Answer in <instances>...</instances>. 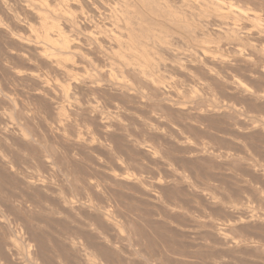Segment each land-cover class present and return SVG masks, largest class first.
<instances>
[{"label": "rangeland", "instance_id": "1", "mask_svg": "<svg viewBox=\"0 0 264 264\" xmlns=\"http://www.w3.org/2000/svg\"><path fill=\"white\" fill-rule=\"evenodd\" d=\"M22 1V0H19V2ZM39 1L41 4H43L42 8H44L42 10V14L43 16L46 15L50 12L49 10L52 9V11L54 12V16H57L58 19H56L55 17H53V19H51L50 21L47 19V18H52L53 14H51L52 16L47 15V17L45 16V18L47 19V22H52L51 25H53L54 23L58 25H56V27L58 26V30L60 31V34L65 38V40H69L72 41L76 44V42H82L83 38H84V34L85 32V29H88L87 27H84L82 25H86L87 23L85 24H80L79 21L76 22V19H74V23L73 22V18H72V21H71V24L69 21L68 18L70 17H76L78 15H83V16H87V14L89 15V5L88 3L86 4V2H83V1H79V0H54V2H49L50 0H46L47 2H49L51 4V7L49 6V9L47 7V9L44 7V3L46 4L47 2H45V0H23L22 2L24 3H28L30 4L31 2H33L34 4H30V5H40L39 4ZM103 2H105L106 0H101ZM203 1H206V0H196L197 3H202ZM209 1V0H208ZM218 1V0H217ZM226 2L229 1V4L227 3L226 5ZM219 0V4L221 6H225V8H227L230 3L231 5L236 8H243L245 5L246 8H243V9H247L248 8V11H252L256 14H253V15H256L257 18H258V22H259V25L261 27V30L264 32V28H263V25H264V0ZM0 2H2L4 5H5V8H7L6 10L8 12H10V14H13L14 16H17V20L18 21H21L19 22L20 25L23 28L18 27V28H15V26L13 27L10 26V22L9 20H7L5 14L0 10V19L3 20V22L1 21V23L3 24V26L5 28H7L12 34L16 35L17 37H21V40H30L32 43L35 41L33 39L36 38V41L34 43H40V41H44V40H41L40 39V36L42 35L41 33H39V31L41 32V30H39L40 28H38L37 26H35L32 18L30 19L29 15L27 13H24L22 10V12L20 11V9L18 7L20 6H16L15 3H13V0H0ZM5 2V3H4ZM7 2V3H6ZM30 2V3H29ZM64 4H62V3ZM236 2V3H235ZM241 2V3H240ZM253 2V3H252ZM9 3V4H8ZM27 3L25 5H27ZM36 3V4H35ZM38 3V4H37ZM204 3V2H203ZM202 3V4H203ZM234 3V4H233ZM257 3V5H256ZM259 3V4H258ZM21 4V3H20ZM67 4V5H66ZM70 4V5H69ZM84 4V5H83ZM223 4V5H222ZM225 4V5H224ZM236 4V5H235ZM239 6H238V5ZM24 5V4H22ZM49 4H46V6H48ZM63 5V6H62ZM88 5V6H87ZM244 5V6H243ZM250 5V6H249ZM262 7H261V6ZM56 6V7H55ZM86 6V8H85ZM238 6V7H237ZM248 6V7H247ZM65 7V8H64ZM234 7V8H235ZM256 7V8H255ZM13 8V9H12ZM55 8H57L55 10ZM59 8V9H58ZM250 8V10H249ZM258 8V11H256ZM262 8V9H261ZM54 9V10H53ZM62 12H61V10ZM70 9V10H69ZM252 9V10H251ZM46 10V11H45ZM263 10V11H262ZM16 11V12H14ZM51 11V12H52ZM80 11V12H79ZM261 11V12H260ZM13 12V13H12ZM41 12V10H40ZM39 12V13H40ZM50 12V13H51ZM56 12V13H55ZM70 12V13H69ZM57 13H59V15H57ZM81 13V14H80ZM41 14V13H40ZM56 14V15H55ZM71 16H70V15ZM75 14V15H74ZM4 15V16H3ZM27 15V16H26ZM62 15V16H61ZM262 15V16H261ZM49 16V17H48ZM60 16V18H59ZM65 16V17H64ZM68 16V17H66ZM5 17V18H4ZM261 17V18H260ZM4 18V19H3ZM23 18V19H22ZM231 19H233L232 17H230ZM262 20H260V19ZM263 18V19H262ZM21 19V20H20ZM56 19V20H55ZM66 19V20H65ZM68 19V20H67ZM32 20V22H31ZM67 22H65V21ZM78 20V19H77ZM229 20V19H228ZM235 20V19H234ZM234 20H229V22L231 21L232 24H233V29L236 30L234 32V35L237 34L235 37V40L233 37H230L231 39L229 40V37H228V40L226 42V44H222V43H225L226 41V36L223 38V34H220V37L214 35V33L212 32V29H217L215 26H211V27H204L202 28L204 34L202 38H204V40L202 39V42L201 43H206V44H201V46L203 45V47L206 46V52L207 54L205 53V55L199 54L198 58L195 57V59L197 60H182L181 64L185 65L184 63H186V67L188 66V69L186 68V70H184V72L186 71L189 75H190V78L188 79L187 78V81H186V77L183 73L179 72H173L170 70L166 71V73L162 75H158L160 74L159 72H157L158 74H151V77L152 75L155 76V75H158L159 76V79L161 77H165L166 78H170L172 79L174 77V79L177 81H179V83H177V90L176 88H174V92L177 94V91L180 92V97H182V100H172V98L170 99L171 101L167 100L166 96L168 94L165 93V95L163 96H159L157 99L159 100V103L161 101L162 102H168L170 104H175V103H178L179 104H176L174 105L175 107H172L174 109H176V106L177 107H180V108H186V109H189L192 110L191 108H195L194 112L190 111L189 110V114H191V116L187 113L186 114H183V113H174L176 112L174 109L172 110V108H167V109H162V111L160 110H154L151 112L150 109H147L146 108H141L140 106H138L131 98L129 97H124L123 95H118L116 92L114 93L113 91H108L107 90V85L108 84H105V83H108L110 80H108L107 82V79L105 81V79H102L101 77H96V81L97 79L100 80L98 81L99 85L101 86H104L105 84V89L107 91H104L103 94L101 93V95H99L97 98V101L98 102V106H102L100 107L99 111L103 114H108V111L110 112L111 110V107H112V104H115L116 105H113V107H118L120 108V111L122 113H125L126 116H121V117H118L116 119L120 120L121 121V124L123 125V123H125V125H123L121 128L123 129V132H122V129H121V132L120 130L118 129H115L112 128L108 131L106 134H103L101 132V130H99V128H97V123L93 120V121H90V120H80L78 118L74 119L73 122V125L71 127H69L70 129L74 128V130H79L81 132L84 131V133L86 134L85 136L88 137V139H91L88 141L89 145H87V142H85V145H84V149H83V146H79V147H82V148H79L78 146H74L72 147L71 144L70 147L69 145L66 143L64 144L62 141H60V139L58 140V138L55 136V137H51L53 135H51L50 133L48 134V131H46L44 128L46 126V123L49 122L48 118H46L47 116H45L43 114V112H39V111H36L37 113H35V111L32 110V106L31 105H28L30 104V102L27 101V105L28 106H31L30 109L32 110V113H28V118L30 119V121L26 119V122L25 120L22 121L19 119L17 121L16 119V116L13 115V120L14 122L17 124L18 127L21 128V130H25L26 132H29L30 133V129L31 130V133L29 136H32V137H29L28 141H32L35 137V139L32 141V144L34 142V146L35 145H38V147L36 146L34 149H37L38 150H35V153L34 155L32 154L33 152H31V157L32 155L34 156V158L36 157V159H32L30 158V154H29V151L27 152H24L26 150H28V148L32 147V146H26L24 144H22L21 142L19 143H16V139L15 141H8L6 142V144L8 145H5L2 144L4 143V141H0V147H2L0 150V152H2L3 154V157L5 159V162L8 163V168L7 166H4L3 164L0 163V193H1V196L2 194L3 195H6L4 196L2 199L6 200L7 198H9L8 196H10L11 199H15V200H11V199H7V201H5L4 203H6L5 205L7 206L8 204L12 203V205L10 204V206H2V204H0L3 208H5L8 213L10 212L11 213V208L13 209L12 210V213L14 215V217L17 218L16 219H19V222H15L16 223H22L25 222V223H22V226H25L24 228H26L22 233L24 234V236L28 234L27 238H29V240H33L34 243H29L30 245H36V249H37V253H39L42 249L43 250L41 251L42 253H40V255L46 259L47 257L49 258V260H51L50 262L52 264H55L56 262L55 261H60L59 260V257L60 258H68V260L70 259V261L72 262V260H76L78 257H80L79 255V249L82 247H86L88 248V252H89V249L91 251V253L94 255L93 257H95V261L97 264H120V263H123V264H140V263H144V264H156V261L158 264H264V53H262L264 51V41L261 43L259 42H253L250 40H248L249 42H245L243 41L242 39L244 38L243 35H245L246 31L242 28V22L238 21H234ZM257 22V23H258ZM263 22V24H262ZM26 24H27V27H30V29L32 30L33 27H36L38 29H33L32 31H34V33H32L31 35V32L27 29H25L24 31V28H26ZM33 24V26H32ZM54 24V26H55ZM74 24V25H73ZM37 25V24H36ZM77 25V27H76ZM262 25V26H261ZM8 26V27H7ZM39 26V25H38ZM65 26V28H64ZM74 26V27H73ZM79 26V27H78ZM82 26V27H81ZM87 26V25H86ZM55 27V30H57ZM61 27V28H60ZM239 27V28H238ZM12 28H15V30L17 32H15L14 29ZM68 28V29H67ZM237 28V29H236ZM263 28V29H262ZM19 29V30H17ZM27 30V31H26ZM55 30H50V31H55ZM207 30V32L205 31ZM213 30V31H214ZM240 30V31H239ZM242 30V31H241ZM13 31L15 33H13ZM62 31V32H61ZM73 31V33L71 32ZM79 31V32H78ZM85 31V32H83ZM209 31V32H208ZM237 31H239V33H237ZM245 31V32H244ZM24 32V33H23ZM28 32V34L26 33ZM36 32V33H35ZM38 32V33H37ZM69 32V34H68ZM76 32V33H75ZM208 34H206V33ZM241 33V35H240ZM19 34V35H18ZM26 34V35H25ZM30 34V35H29ZM38 34V35H37ZM41 34V35H40ZM66 34V35H65ZM68 34V35H67ZM73 36H72V35ZM21 35V36H20ZM25 35V36H24ZM31 36V38L29 39L28 37ZM39 36L37 38V36ZM71 35V36H70ZM75 35V36H74ZM222 35V36H221ZM264 35V33H263ZM35 38H34V37ZM0 47L2 46V48H0V53L4 52L8 47V43L6 42V39L5 38H2V34L0 36ZM26 37V38H24ZM43 37V36H41ZM210 37V38H209ZM213 37V38H212ZM55 38V37H54ZM52 38V39H54ZM70 38V39H69ZM223 38V39H222ZM242 38V39H240ZM3 39V40H2ZM56 39V38H55ZM76 40H80L81 41H75ZM209 39V40H208ZM215 39V40H214ZM237 39V40H236ZM239 39V40H238ZM33 40V41H32ZM39 40V42H38ZM233 40V41H232ZM242 40V41H240ZM52 41V40H51ZM68 41V42H69ZM71 41V43H73ZM204 41V42H203ZM208 41V42H207ZM221 41V42H220ZM235 41V42H234ZM3 42V43H2ZM25 42V41H24ZM41 42V43H42ZM245 42V43H244ZM52 43V42H51ZM79 43V44H80ZM84 44H86L85 42H83ZM82 43V44H83ZM200 43V42H199ZM234 43H235V46L238 45V48L239 49V53H237L235 50L237 49L236 47H232L234 46ZM251 43V44H250ZM253 43V44H252ZM256 43V44H255ZM258 43V44H257ZM82 44H80L81 47H85V45L82 46ZM186 44V43H185ZM188 47L193 49V48H197L198 45L200 44H195L196 46L194 47V44L193 43H187ZM191 44V45H190ZM193 44V45H192ZM216 44V45H215ZM219 44V45H218ZM230 44V45H229ZM5 45V46H4ZM6 45L8 47H6ZM13 45H16V43H14ZM190 45V46H189ZM205 45V46H204ZM248 45H253V48L252 46H249V47H252L253 51L251 48H249L248 50ZM256 45V46H255ZM218 46V47H217ZM224 46V47H223ZM227 46V47H226ZM262 46V47H261ZM4 47V48H3ZM13 47V46H12ZM15 47V53L21 55L22 56H26V58L30 57L29 59L32 60L33 59V52H31L32 54H30V52H28V54H23L25 52H23L22 50L20 51L19 49V46L18 49ZM216 48V49H212V48ZM88 48V46L86 45L85 49ZM184 48V47H183ZM190 48V49H191ZM209 51H208V49ZM211 48V49H210ZM247 48V49H246ZM263 48V49H262ZM4 49V50H3ZM81 51L83 50V52L81 53H85L86 50L84 48H80ZM237 49V50H238ZM258 51H257V50ZM3 50V51H2ZM19 50V51H17ZM248 50V51H247ZM234 51V52H233ZM241 51V52H240ZM20 52V53H19ZM261 52V53H260ZM200 53V52H199ZM235 53V54H233ZM237 53V55H236ZM263 54V55H262ZM198 55V54H197ZM208 55V56H207ZM261 55V56H260ZM32 56V58H31ZM72 56V57H71ZM91 57H89V55L87 56V58H94L93 55H90ZM201 56V57H200ZM211 57V58H216V59H219L220 60H223L225 61V63H228L227 65V68H222V67H213L207 63V61L204 59V57ZM250 56V57H249ZM263 56V57H262ZM165 57V58H164ZM255 57V59H254ZM158 58V57H156ZM203 58V59H202ZM244 58V59H243ZM246 58V59H245ZM261 58V59H260ZM66 59V58H65ZM77 57L75 58L74 55L70 54L67 56V61L69 63H73L75 64V66L79 65L80 63L78 62V60H76ZM160 59V57H159ZM166 60L168 61L169 64H171L170 62H172V60L170 61L167 56L161 55V59L160 60ZM199 59V60H198ZM29 60V61H30ZM35 60V59H34ZM32 60V61H34ZM88 60V59H87ZM94 60V59H93ZM89 61L88 62L90 64H88L87 66H91V65H97L98 63L96 62V60L94 61ZM205 60V61H203ZM4 60L2 59L1 60V57H0V68H2L3 70L8 66L9 67H14V66H20V67H17V69H19V71H22V72H31V69H32V72L34 70L33 73L35 74H40L38 76H41V79H43L42 81L46 82L47 83V86L51 84L54 85L55 83V77L56 75L49 71V69H47L48 67L44 64V63H36V61L32 62L30 61L31 63H29V65L27 66L28 63H26L25 61H23V59H16L15 58V62L14 63V66L11 64H7L6 62H3ZM19 61V62H18ZM21 61V62H20ZM73 61V62H72ZM165 61V63H166ZM193 61V62H191ZM199 61V62H198ZM237 61V62H236ZM246 61V62H245ZM24 62V63H22ZM94 62V63H93ZM109 62V60H108ZM184 62V63H183ZM190 62V64H189ZM248 62V63H247ZM250 62V63H249ZM26 63V66H24ZM79 63V64H78ZM96 63V64H95ZM166 63V64H168ZM192 63L194 65H192ZM198 63V64H197ZM200 63V64H199ZM207 63V64H206ZM247 63V64H246ZM4 64V66H2ZM16 64V65H15ZM21 64V65H20ZM38 64V65H37ZM118 64V63H117ZM180 64V65H181ZM196 64V65H195ZM202 64V65H201ZM31 65V66H30ZM42 65V67H41ZM83 66H86V65H83V64H80ZM80 65L78 67H80ZM119 65V64H118ZM117 65V67H118ZM199 65V66H198ZM207 65V66H206ZM249 65V66H248ZM22 66V68H21ZM24 66V68H23ZM30 66V67H29ZM45 68H44V67ZM84 67L85 69H88V71L90 72L89 74L90 75H94L95 74V71L96 69L93 68V66H90L89 67ZM99 64L96 66V68H98ZM203 66V67H201ZM207 68H205V67ZM229 66V67H228ZM5 67V68H4ZM28 67V70L26 69ZM35 67V68H34ZM80 67V68H82ZM123 66L120 65V68H119V79L121 77V80L122 82L125 81V83L129 86L128 89H127V92L129 93V91L131 92V94H134V93H138L140 91H142V89L139 90V88H137V85L136 84V80L130 76L127 72H125L126 70L121 68ZM196 67V68H195ZM201 67V68H200ZM211 67V68H210ZM6 68V69H7ZM82 68V69H84ZM209 68V69H208ZM219 68V69H218ZM221 68V69H220ZM1 69V71H2ZM46 69V70H44ZM99 69V68H98ZM121 69V70H120ZM211 70L210 72L213 74L214 73V76H216L215 78H212V77H209V75L207 76V74H205V70ZM230 69V70H229ZM92 70V71H91ZM226 70V71H225ZM85 71V70H84ZM86 70V73L88 72ZM94 71V72H93ZM198 71V72H197ZM217 71V72H216ZM220 71V72H218ZM222 71V72H221ZM260 71V72H259ZM6 72V70H5ZM74 72V75L77 74L76 71H73ZM73 72L71 73L73 75ZM76 72V73H75ZM93 74H92V73ZM171 72V73H170ZM177 73V75L175 74ZM182 75H181V74ZM191 73V74H190ZM1 74V72H0ZM3 74V73H2ZM124 74V76H123ZM172 74V75H171ZM175 74V75H174ZM194 74V75H193ZM196 74V75H195ZM97 75V74H96ZM122 75V76H121ZM169 75V76H168ZM179 75V76H178ZM227 75V76H226ZM8 76V75H7ZM43 76V77H42ZM128 76V77H127ZM158 76H155L158 78ZM201 76V77H200ZM213 76V75H212ZM226 76V77H224ZM50 77V78H49ZM132 77V78H131ZM209 77V78H208ZM231 77V78H230ZM123 78V79H122ZM128 78V79H127ZM154 78V77H152ZM192 78L194 80H192ZM5 81L7 82L6 79H8L7 77H4ZM3 79V80H4ZM102 79V80H101ZM133 79V80H132ZM167 79V81H169ZM181 79V80H180ZM209 79V80H208ZM9 80V79H8ZM46 80V81H45ZM58 81L59 80H62L61 78L57 79ZM56 80V82H57ZM162 80V79H161ZM166 80V79H165ZM192 80V81H191ZM3 81V82H5ZM54 81V82H53ZM63 81V82H62ZM60 81V85L64 83V87L68 84V82L66 83L64 80ZM67 81V80H66ZM132 81V82H131ZM163 81V80H162ZM181 81V82H180ZM205 81V82H204ZM216 81V83H215ZM235 82L236 84H238V86H240L241 88L243 89H246L245 90V93H240L234 89H232L230 86L231 83L230 82ZM5 82V83H6ZM49 82V83H48ZM62 82V83H61ZM102 82V83H101ZM105 82V83H103ZM131 82V83H130ZM135 82V83H134ZM186 84H185V83ZM196 82V83H195ZM209 82V83H208ZM220 82V83H219ZM230 84H229V83ZM167 83V82H166ZM182 83V84H181ZM45 84V83H44ZM56 84H59V83H56ZM111 83L109 82V85ZM185 84V85H184ZM194 84V85H193ZM207 84V85H206ZM224 84V85H223ZM7 85V84H6ZM10 84L8 83V86ZM24 87H26L27 89H32L33 85L32 84H23ZM32 85V87H31ZM69 87L68 89H71L70 87V84H68ZM108 85V86H109ZM132 85V87H131ZM189 85V86H188ZM191 85V86H190ZM201 87H200V86ZM163 87H165V85H162ZM186 86H188V90L186 88ZM193 86V87H192ZM10 87V86H9ZM12 87V86H11ZM21 87L23 86H19V89H22ZM23 87V89H25ZM35 87V86H34ZM33 87V88H34ZM130 87L132 89H130ZM136 87V88H135ZM213 87V88H212ZM226 87V88H225ZM137 90H135V89ZM181 88H186V89H181ZM199 88V89H198ZM67 89V88H65ZM135 90V92L131 91V90ZM180 89V90H179ZM204 91H203V90ZM129 90V91H128ZM139 90V91H138ZM165 90H169L168 86L167 88L165 87L164 89V92ZM172 90V88H171ZM188 90V91H186ZM197 90V91H196ZM230 90V91H229ZM170 91V90H169ZM173 91V90H172ZM186 91V92H185ZM195 92V94H193V92ZM209 91V92H208ZM236 91V92H235ZM107 92V93H105ZM133 92V93H132ZM183 92V93H182ZM188 92V93H187ZM191 92L193 95H191ZM202 97H200L199 93ZM250 94H249V93ZM184 93H187L184 95ZM190 93V94H189ZM206 93V94H205ZM208 93V94H207ZM233 93V94H232ZM262 97H260V95ZM82 92L80 91V94H78V98H80L79 100L82 99ZM108 96H107V95ZM117 94V95H116ZM80 95V96H79ZM182 95V96H181ZM193 96L191 98V101H190V97ZM198 95V96H197ZM240 95V96H239ZM259 97H257V96ZM104 96V97H103ZM107 96V97H106ZM113 96V101L112 98H109ZM119 96V97H118ZM196 96V97H195ZM205 96V97H204ZM207 96V97H206ZM246 96V97H245ZM248 96V97H247ZM106 97V98H105ZM118 97V98H117ZM123 97V98H122ZM160 97H162L161 99H159ZM169 97V95L167 96ZM189 100H188V98ZM107 98H109L110 100H108ZM117 98V99H115ZM125 98V99H124ZM128 98V100H127ZM164 98V99H163ZM187 98V100H186ZM207 98V99H206ZM214 98V99H213ZM256 98V99H255ZM258 98V99H257ZM260 98V99H259ZM20 99V98H19ZM22 100H24L23 102L26 103V100L24 98H21ZM99 99V100H98ZM107 99V101H106ZM115 99V100H114ZM156 99V101H157ZM249 99V100H248ZM262 99V100H261ZM105 100V101H104ZM194 102L193 105H195V107H191L193 105H189L190 102ZM105 104H103L102 103ZM115 101V102H114ZM122 101V102H121ZM173 101V102H172ZM199 101H201L200 103H198ZM111 102V103H110ZM158 102V101H157ZM182 102H185L184 105H181ZM197 102V103H196ZM255 102V103H254ZM110 103V104H109ZM121 103V104H120ZM225 103V104H224ZM119 106H118V105ZM125 104V106H124ZM183 104V103H182ZM215 106H214V105ZM228 104V105H227ZM25 105V104H24ZM27 105L25 107H27ZM163 105V104H162ZM200 105V106H198ZM212 105V106H211ZM217 105V106H216ZM123 106L125 108H123ZM127 106L129 108H127ZM135 106V107H134ZM186 106V107H185ZM190 106V107H189ZM202 106V107H201ZM2 107V106H1ZM108 107V108H107ZM200 107V108H198ZM216 107V108H215ZM29 108V107H27ZM104 111H103V109ZM106 108V109H105ZM132 108V109H131ZM205 108V109H204ZM124 109V110H123ZM133 109L135 111H133ZM171 109V110H170ZM217 109V110H216ZM106 110V112H105ZM108 110V111H107ZM124 112H123V111ZM132 110V111H131ZM177 110V109H176ZM203 110V111H202ZM234 110V111H233ZM127 111V112H125ZM146 113V114H141L140 113ZM144 111V112H142ZM149 111V112H148ZM166 112V117H167V114L169 115L167 118H165V115L164 116H161L163 115L162 113ZM173 113H171V112ZM198 111V112H196ZM202 111V112H201ZM211 111V112H210ZM239 111V112H238ZM255 111V112H254ZM261 111V112H260ZM39 112V113H38ZM134 112V113H133ZM157 112V113H156ZM159 112V113H158ZM192 112V113H191ZM196 112V113H195ZM205 112V113H204ZM209 112V113H208ZM213 112V113H212ZM244 112V113H243ZM131 113V114H130ZM200 115H199V114ZM216 113V115H215ZM229 113V114H228ZM40 116H39V115ZM135 114V115H134ZM149 114V115H147ZM155 114V115H154ZM161 114V115H159ZM183 114V115H182ZM192 114H195V117L192 116ZM198 117H197V115ZM205 114V115H203ZM248 114V115H247ZM131 115V117L129 116ZM154 115V116H153ZM182 115V116H181ZM211 115V116H210ZM225 115V116H224ZM239 115V116H238ZM15 116V118H14ZM144 116V117H143ZM148 116H150L149 118H147ZM161 116V117H160ZM181 116V117H180ZM200 116V117H199ZM217 116V117H216ZM230 116V118H229ZM253 116V117H252ZM31 117V118H30ZM35 117V118H34ZM38 117V118H37ZM46 119H45V118ZM139 117V118H138ZM146 117V118H145ZM156 118V119H160L162 121V123L160 122H157V121H154L152 118ZM170 117V118H169ZM185 117V119H184ZM191 117H194V118H191ZM219 117V118H218ZM222 117V118H221ZM263 117V118H262ZM34 118V119H32ZM127 121H125V119ZM132 118V119H131ZM169 118V119H168ZM181 118V119H180ZM199 118V119H197ZM202 120H201V119ZM143 120V123L145 122V124L148 123V127L144 128L145 126L142 127V124H140V121ZM142 119V120H141ZM151 119V120H150ZM183 119V120H182ZM196 119V120H195ZM47 120V121H46ZM132 120V122L130 121ZM145 120V121H144ZM150 123H149V121ZM159 120V121H160ZM167 120V121H166ZM169 120V121H168ZM173 120V121H171ZM206 120V121H205ZM209 120V121H208ZM240 120V121H239ZM17 121V122H16ZM33 121V122H32ZM78 121V122H76ZM80 121V122H79ZM82 121L86 122L88 121V124L87 122L84 124L82 123ZM91 123H90V122ZM130 123H127L126 125V122H129ZM134 121V122H133ZM137 121V122H136ZM147 121V122H146ZM165 121V122H164ZM212 121V122H210ZM262 121V122H261ZM27 123V125L25 123ZM45 122V123H44ZM155 122V123H154ZM164 122V124H163ZM195 122V123H193ZM217 122V123H215ZM250 122V123H249ZM74 123H78V125L76 124V126H74L75 124ZM95 123H96V126H95ZM134 123V124H133ZM138 123V124H137ZM158 123V124H157ZM167 123H168V126H167ZM172 123V124H170ZM176 123V124H175ZM190 123V124H189ZM199 123V124H198ZM207 123V124H206ZM258 123V124H257ZM23 124H25L26 126H24ZM33 124V125H31ZM43 124L45 126H43ZM82 124V125H81ZM90 124V125H89ZM133 124V125H132ZM166 124V127L164 128V126ZM185 124V125H184ZM217 124V125H216ZM220 124V125H219ZM229 124V125H228ZM236 124V125H235ZM246 124V126H245ZM251 124V126H250ZM257 124V125H255ZM91 125L93 128H91ZM130 125V127H129ZM138 125V127H137ZM141 125V126H140ZM156 125V127H155ZM170 125V126H169ZM176 125V126H175ZM227 125V126H226ZM259 125V126H258ZM30 126V127H29ZM37 126V127H36ZM90 126V127H89ZM134 126V127H133ZM136 126V127H135ZM150 126V127H149ZM159 126V127H158ZM184 126V127H183ZM261 126V127H260ZM23 127V128H22ZM83 130H81L80 128ZM83 127L85 129H83ZM162 127V128H161ZM169 127V129L167 128ZM204 127V128H203ZM249 127V128H248ZM251 127V128H250ZM27 128H28V131H27ZM68 128V130H70ZM95 128V129H94ZM136 128V129H135ZM143 128V129H142ZM150 128H156L155 130L154 129H150ZM164 128V129H163ZM175 128V129H174ZM189 128V129H188ZM202 128V130H201ZM214 128V130H213ZM222 129V131L220 129ZM98 129V131H97ZM115 129V130H114ZM129 131H128V130ZM135 129V130H134ZM148 129V131H147ZM159 129H161L159 131ZM198 129V130H197ZM236 129V130H235ZM38 130V131H37ZM47 133H45V131ZM86 130V131H85ZM118 130V131H117ZM139 130V131H138ZM141 130V131H140ZM145 130V131H143ZM158 130V131H156ZM164 130V131H163ZM169 132H168V131ZM175 130V131H174ZM190 130V132H189ZM253 130V131H252ZM24 131V133H26ZM72 132V130H70ZM118 133L120 132V135H118ZM126 131V132H125ZM136 131V132H135ZM147 131V132H146ZM151 131V132H150ZM163 131V132H162ZM167 133H166V132ZM179 131V132H178ZM192 131V132H191ZM199 131V132H197ZM212 131V132H211ZM226 131V132H225ZM256 131V132H255ZM40 132V133H39ZM71 132H68L67 130L65 131V136L67 137L69 133ZM89 132V133H88ZM96 132V134H95ZM129 132V133H128ZM139 132V133H138ZM160 132V133H159ZM206 132V133H205ZM89 135H88V134ZM99 133V134H98ZM109 133V134H108ZM115 133V134H114ZM126 133V134H125ZM143 133V134H142ZM159 133V134H158ZM162 133V134H161ZM176 133V134H175ZM179 133V134H178ZM183 133V134H182ZM196 133L198 136H196ZM226 133V134H225ZM33 134H35L33 136ZM45 134V135H44ZM49 135V136H46ZM103 134V135H102ZM130 134V135H129ZM142 134V135H141ZM165 134V135H164ZM192 134V135H191ZM224 134V135H223ZM246 134V135H245ZM248 134V135H247ZM38 135V137H37ZM70 135V134H69ZM93 135V137H92ZM112 135V136H111ZM124 135V136H123ZM126 135V136H125ZM139 135V136H138ZM164 135V137H163ZM168 135V136H167ZM172 135V136H171ZM234 135V136H233ZM46 136V137H45ZM107 136V137H106ZM109 136V137H108ZM136 136V137H134ZM157 136V137H156ZM161 136V137H160ZM233 136V137H232ZM244 136V138H243ZM46 139H45V138ZM86 137V138H87ZM100 137V138H99ZM103 137V138H102ZM125 137V140L123 139ZM156 137V138H155ZM160 139H159V138ZM180 137H184V138H181L183 139L181 141H179ZM253 137V138H252ZM27 138V136H26ZM41 138V141H39ZM109 138V139H108ZM117 140H116V139ZM145 138V139H144ZM155 138V139H154ZM177 138V139H176ZM191 138V139H190ZM196 138V139H195ZM39 139V140H38ZM113 139V141H112ZM123 139V141H122ZM138 142V144L134 141ZM152 139H153V142H152ZM187 139V140H186ZM189 139V140H188ZM247 139V140H245ZM14 140V139H13ZM36 140V141H35ZM58 140V141H57ZM103 140V141H102ZM112 141L109 143V141ZM133 140V141H132ZM156 140V141H154ZM198 140V141H197ZM43 141V142H42ZM97 141V142H96ZM100 143H99V142ZM105 141V142H104ZM107 141V142H106ZM179 141V142H178ZM189 143H188V142ZM13 142V143H12ZM15 142V143H14ZM18 142V141H17ZM37 144H36V143ZM48 142V143H47ZM60 142V143H59ZM61 142L63 143V146L61 145ZM94 147H92V144ZM121 142V144H120ZM127 142V143H125ZM130 142V143H129ZM135 142V143H134ZM151 142V143H150ZM167 142V143H166ZM178 142L177 144H174ZM181 142V143H180ZM183 142H184V146H183ZM229 142V143H228ZM244 142V143H243ZM45 143V144H44ZM51 145H50V144ZM112 143V144H111ZM116 143V144H115ZM188 143V144H187ZM234 143V144H233ZM246 143V144H245ZM14 144V145H13ZM18 144V145H17ZM23 146H22V145ZM98 144V145H97ZM140 144V146H139ZM160 144V145H159ZM163 144V145H162ZM169 144V145H168ZM182 144V145H181ZM193 144V145H192ZM198 144V145H197ZM230 144V145H229ZM2 145V146H1ZM10 145H13L10 147ZM17 145V146H16ZM57 145V146H56ZM66 145V146H65ZM110 145V146H109ZM137 147H136V146ZM142 145V146H141ZM147 145V146H146ZM173 145V146H172ZM236 145V146H235ZM246 147H245V146ZM250 145V146H249ZM17 148H16V147ZM22 146V147H21ZM28 147L27 149L25 148ZM33 146V147H34ZM41 149H40V147ZM53 146V147H52ZM62 146V147H61ZM96 146V147H95ZM100 146V147H98ZM115 148H114V147ZM124 146V147H123ZM148 146H150L148 148ZM169 146V147H168ZM181 148H179V147ZM198 146V148L202 149L203 151V154L200 153V154H196L194 152H192V148ZM248 146V147H247ZM253 146V147H252ZM9 147V148H8ZM51 149H49V148ZM61 147V148H60ZM85 147H88L85 149ZM91 147V148H90ZM111 147V148H110ZM122 147V148H121ZM207 149H206V148ZM241 149H240V148ZM9 150H8V149ZM64 148V149H62ZM66 148V149H65ZM74 148V149H73ZM80 150H79V149ZM91 150H90V149ZM103 148V150H102ZM109 148V149H107ZM117 148V149H116ZM118 148L120 151H118ZM135 150H133V149ZM151 148V149H150ZM191 148V149H190ZM214 148V149H213ZM220 148V149H219ZM20 150V152L18 150ZM26 149V150H25ZM48 149V150H46ZM62 151H61V150ZM77 149V150H75ZM123 149V150H122ZM154 149V150H153ZM168 149V150H167ZM213 149V150H212ZM227 149V151H226ZM252 149V150H251ZM5 152H4V151ZM7 150V152H6ZM22 150V151H21ZM40 150V151H39ZM51 150V151H50ZM55 150V151H54ZM83 150V151H82ZM85 150V151H84ZM86 150H88L86 152ZM132 152H131V151ZM141 150H147V151H150L151 153H156L158 156H154L156 154H154L153 156V159H148L149 157L147 155H145V153H142ZM172 150V151H171ZM175 150V151H174ZM205 150V151H204ZM39 153H38V152ZM48 151L50 153H48ZM54 151V152H53ZM67 151V152H66ZM97 153H96V152ZM101 151V152H100ZM105 151V152H104ZM107 151V152H106ZM110 151V153H109ZM131 153H129V152ZM162 151V152H161ZM185 151V152H184ZM244 151V152H243ZM9 152V153H8ZM24 152V153H23ZM53 152V153H52ZM141 152V153H140ZM165 152V153H164ZM182 152V153H181ZM209 152V153H208ZM235 152V153H234ZM260 152V153H259ZM12 153V154H11ZM22 153V154H21ZM40 153H42V155L45 156H42ZM56 153V154H55ZM87 153L88 154V157H87ZM91 153V154H90ZM100 153V154H99ZM206 153V154H205ZM254 153V154H253ZM256 153V154H255ZM5 154V155H4ZM9 154V155H7ZM22 155V159L20 157H18V155ZM26 156H25V155ZM103 154V155H102ZM108 154H109V158H108ZM195 154V155H193ZM214 154V155H213ZM228 154V155H227ZM232 154V155H231ZM247 154V156H246ZM10 155H13L12 157H14V159L10 156ZM16 157H15V156ZM28 155V156H27ZM40 155V156H38ZM80 157H79V156ZM97 155V156H96ZM101 155V156H100ZM114 155V156H113ZM202 155V156H200ZM212 155V156H211ZM260 157H259V156ZM69 156V157H68ZM71 156V157H70ZM82 156V157H81ZM95 158H94V157ZM139 156V157H138ZM168 156V157H167ZM172 156V157H171ZM175 156V157H174ZM223 156V157H222ZM246 156V157H245ZM8 157V158H7ZM19 158L16 160V158ZM41 157H43V160H49L47 161L50 165V169L46 167V165L43 166V164L41 163L42 160H39ZM119 157V158H118ZM132 157V158H131ZM147 157V158H146ZM199 157L201 158V160L199 159ZM204 157V158H202ZM212 157V158H211ZM11 158V159H10ZM48 158V159H47ZM70 158V159H69ZM91 158V159H90ZM111 158V159H110ZM115 158V159H114ZM124 158V159H123ZM155 158V159H154ZM158 158V159H157ZM196 158V159H195ZM260 158V159H259ZM10 159V160H9ZM13 159V161H12ZM25 159V160H24ZM82 159V160H81ZM99 159V161H94ZM113 159V160H112ZM120 159V160H119ZM128 159V160H127ZM136 159V160H134ZM166 161V163L163 161ZM173 159V160H172ZM193 159V160H192ZM223 159V160H222ZM225 159V160H224ZM259 159V160H258ZM39 160V161H36ZM76 160V161H74ZM92 160V161H91ZM117 160V161H116ZM149 160V161H148ZM154 160V161H153ZM162 160V162L160 161ZM195 160V161H194ZM205 160V161H204ZM213 160V161H212ZM216 160V161H215ZM220 160V162H219ZM12 163H11V162ZM35 161V162H34ZM79 161V162H78ZM87 161V162H86ZM104 161V162H103ZM111 161L112 164H111ZM120 161V162H119ZM136 161V162H135ZM139 161V162H137ZM145 161V162H144ZM152 161V162H151ZM158 161V162H156ZM172 161V162H171ZM223 161V162H222ZM19 162V163H18ZM39 162L42 164H39ZM51 162V163H50ZM57 162L59 164H57ZM73 162V163H72ZM81 162V163H80ZM99 162V165L100 167H98L99 165H97ZM101 162V163H100ZM106 162V163H105ZM119 162V163H118ZM131 162V163H129ZM151 162V163H150ZM239 163V164H236V163ZM12 164L11 166H9L10 164ZM13 163H15V165H18L19 167L17 166H14ZM27 163V164H26ZM34 163V164H33ZM95 163V164H94ZM114 163V165H113ZM136 163V164H134ZM160 163V164H159ZM230 163H232V166ZM241 163V164H240ZM248 163V164H247ZM79 164V165H78ZM127 164V165H126ZM138 164V165H137ZM153 164H155L154 166H152ZM24 165V167H22ZM42 166L43 168H41L40 166ZM56 166V168L54 166ZM86 165V166H85ZM103 165V167L101 166ZM117 165V166H116ZM121 165V166H120ZM129 165V166H128ZM148 165L150 167H148ZM243 165V166H242ZM4 166V167H3ZM27 166V167H26ZM59 166V167H58ZM107 166V167H106ZM113 166H116L115 169L119 168V170H113L114 167ZM139 166V168H138ZM144 167V168H141V167ZM152 166V167H151ZM158 168H157V167ZM163 166V167H161ZM168 166V167H166ZM13 167H14V170L17 171L14 172L13 170ZM29 167V168H28ZM40 167V168H39ZM46 167V168H45ZM77 168H81V169H76ZM90 167V168H89ZM105 167V168H104ZM121 167V168H120ZM233 167V168H232ZM236 167V168H235ZM6 168V169H5ZM16 168V169H15ZM21 168V169H20ZM98 168V169H97ZM112 168V169H111ZM123 168V169H122ZM128 168V169H126ZM153 168V169H152ZM164 169V171L162 169ZM167 168L169 170H167ZM173 168V169H171ZM10 169H11V172H10ZM20 169V170H18ZM43 169V172L42 170ZM57 169V170H56ZM63 171H62V170ZM96 169V171L94 170ZM102 169V170H101ZM111 169V170H110ZM141 169L144 171H141ZM149 169V170H148ZM160 171H157L159 170ZM245 169V170H244ZM247 169V170H246ZM263 169V170H262ZM29 170V171H28ZM39 170V171H38ZM41 170V171H40ZM48 170V171H47ZM87 170V171H86ZM101 170V171H100ZM110 170V171H109ZM139 170V172H137ZM147 173H146V171ZM177 170V172H175ZM249 170V171H248ZM22 171V172H21ZM24 171V173H23ZM26 171L28 173H26ZM31 171V172H30ZM52 171V172H51ZM85 171V172H84ZM105 173H103V172ZM114 171V172H113ZM119 171V172H118ZM125 171L126 174H133V175H138L140 177H143L145 179H148L150 181L152 180H159L161 181V184H162V190L160 188V190H156L157 192L159 191V196L162 195V197L164 198L163 199V202L164 201H167L169 200V203H167V205H173L175 204L174 206L176 207V205L178 206L179 205V208L176 207V209L173 210V212L169 211L171 210L170 208L171 207H167L169 208V210L167 209H164L163 207H159V206H156L153 204H149L151 203L149 200H147L148 198L146 196H142L141 194H139L137 191L136 192H133V190L131 189H128V188H124V185H113L111 184L110 182H108L107 178H104V176L107 177V174H113L117 177H119L120 173H123ZM132 171L134 173H132ZM155 171V172H153ZM157 171V172H156ZM168 171V172H167ZM254 171V172H253ZM258 171V172H257ZM20 172V173H19ZM47 172V173H46ZM50 172V173H49ZM59 172V173H58ZM83 172V173H82ZM95 172H97L98 174H96ZM110 172V173H109ZM116 172V173H115ZM149 172H152V173H149ZM163 172V173H162ZM174 172L175 174L177 173L178 175H180L181 177L183 176V182L181 181H178L177 180V183H176V179L173 181L174 178H172L171 176V173ZM22 173V174H21ZM29 173H32L34 174L39 180H43V181H46L47 184H49L50 186H53L55 189H57L58 191L61 190L60 192L58 193H61V195H67L70 191V193L67 195V197H69V195H72L73 193L71 192L72 188L73 187H76L74 186L75 185V181L78 180L79 181H86V180H91V182H97L99 181V184L102 185V187H104V193H101L102 195H97V198L102 201L99 202V200L97 199V201H95V204L98 205V206H104V205H109L107 207V209L109 211H113L112 213L114 219H113V222L115 224H117V226L119 227V230H121L120 232H124V234L127 236H123L124 237V240H125V247L129 248L131 247L130 250H137V252L139 251L140 253L143 254V256H147L148 258L146 259V257L144 258L142 256V254L140 255H137V257L135 256L134 257H128L127 254H124V250L123 252H121V248L119 246V244H116L115 242L113 243V237L111 238V234H109L110 232H106V237L107 239L109 240V242H99L98 244V241L96 242V240H92V239H89L91 242L89 243V240L87 242H85L83 239L81 238H75V246H76V251L75 249L73 250L68 244V236L71 235V233L69 232L68 230V225L62 223V221H59V222H54V221H51L53 220L52 218L48 219V217H46L47 215L44 216V214L42 213L41 211V207L38 206V205H35L33 207V205L31 204L34 200V202L38 203L40 202L41 204H44L45 205H53V199L51 198V196H44L41 198V195H42V192H39V191H30V190H26L24 188V185L22 186V183H23V178L25 176V174H29ZM37 173V174H36ZM39 173V174H38ZM46 173V174H44ZM55 173V174H54ZM70 173V174H69ZM85 173V174H84ZM119 173V174H118ZM157 173V174H155ZM160 173V175H159ZM185 173V174H184ZM248 173V175H247ZM250 173V174H249ZM254 173V174H252ZM16 174V175H14ZM90 174V175H89ZM95 174V175H94ZM100 174V175H99ZM104 174V175H103ZM142 174V175H141ZM144 174V175H143ZM151 174V175H150ZM168 174V175H166ZM170 174V175H169ZM256 174V175H255ZM262 174V175H260ZM5 175V176H4ZM14 175V176H13ZM22 175V176H21ZM80 175V176H79ZM88 177H86V176ZM153 175L155 177H153ZM3 176V177H2ZM7 176V177H6ZM13 176V177H12ZM18 176V177H16ZM43 176V177H42ZM52 178H50V177ZM54 176V177H53ZM63 176V177H62ZM79 176V177H78ZM90 176V177H89ZM97 176H99L101 179H99ZM151 176V178H150ZM167 176V178H166ZM58 177V178H56ZM82 177H85L84 179ZM94 177V178H93ZM96 177V178H95ZM103 177V179H102ZM149 177V178H148ZM165 177V179H164ZM185 177V178H184ZM46 178V180H45ZM49 178V179H48ZM65 178V179H64ZM73 178V179H72ZM81 180H80V179ZM94 180H93V179ZM17 179V180H16ZM47 179L49 181H47ZM97 179V180H96ZM99 179V180H98ZM167 179V181H166ZM187 179V180H186ZM242 179V181H241ZM63 180V181H62ZM77 180V181H78ZM96 180V181H95ZM158 180V181H159ZM169 180V181H168ZM3 181V183H2ZM4 181H6V183H4ZM18 181V184L17 182ZM78 181V182H79ZM102 181V182H101ZM104 181V182H103ZM159 181V182H160ZM165 185H163V183ZM167 183H166V182ZM188 181V182H187ZM190 181V182H189ZM49 182V183H48ZM67 182V183H66ZM107 182V183H106ZM175 182V183H174ZM185 182V183H184ZM21 183V184H20ZM169 183V184H168ZM2 184V185H1ZM8 184V185H7ZM104 184V186H103ZM168 184V185H167ZM189 184V185H188ZM247 184V185H246ZM112 187H111V186ZM188 185V187H187ZM192 188H191V186ZM9 186V187H8ZM64 186V187H63ZM110 186V187H109ZM119 186V187H118ZM121 186V187H120ZM165 186V187H164ZM8 187V188H7ZM24 189H23V188ZM126 187V186H125ZM167 187H170L169 189H167ZM13 190H11V189ZM108 188V189H106ZM195 188V189H194ZM4 189V190H3ZM64 189V190H63ZM71 189V190H70ZM75 189V188H74ZM112 189V190H111ZM165 189V191H164ZM171 189V190H170ZM189 189V190H188ZM202 189V191H200ZM7 190V191H6ZM35 190V189H34ZM103 190V189H102ZM128 190V191H127ZM176 190V191H175ZM186 190V191H185ZM28 193H27V192ZM74 191V190H73ZM116 191V192H115ZM118 191V192H117ZM135 191V190H134ZM156 191H152L153 194H156ZM163 191V192H162ZM200 191V192H199ZM10 192V193H9ZM41 194L39 196V193ZM110 194H109V193ZM165 192V194H164ZM173 192V193H171ZM20 196H17L19 195ZM36 193V194H35ZM57 193V192H56ZM108 193V195H107ZM119 193V194H118ZM133 193V194H132ZM136 193V194H135ZM176 193L178 194V196L176 195ZM17 194V195H16ZM28 194V195H27ZM116 194V195H115ZM181 194V195H180ZM198 194V195H197ZM205 194V195H204ZM23 197H22V196ZM44 195V194H43ZM42 195V196H43ZM74 195V194H73ZM163 195H166V196H163ZM172 197H171V196ZM16 196L17 197H21V198H17L16 199ZM25 196V198H24ZM32 196L34 198H32ZM77 196V195H76ZM101 196V197H100ZM109 196V197H108ZM120 198H118V197ZM128 196V197H127ZM131 196V197H130ZM133 196V198H132ZM170 196V197H169ZM47 201H46V199ZM104 197V198H102ZM108 197V199L106 198ZM112 197L113 200H117L115 203L112 201ZM143 197V198H142ZM24 198V199H23ZM110 198V199H109ZM125 200H123V199ZM147 198V199H146ZM230 198V199H229ZM1 199V200H2ZM18 199H23L21 201H23L24 205H23V208L20 206L22 202H17ZM45 199V201H44ZM52 199V200H51ZM167 199V200H166ZM174 199V201H173ZM188 199V200H187ZM214 199V200H213ZM0 200V202L2 203V201ZM25 200V201H24ZM29 200V201H28ZM51 200V201H49ZM103 200H107L106 201H103ZM132 200V201H131ZM136 200V201H135ZM210 200V202L208 201ZM231 200V201H230ZM9 201H12V202H9ZM32 201V202H31ZM44 201V202H43ZM128 201V202H127ZM149 201V202H147ZM205 201V202H204ZM214 203H212V202ZM221 201V202H220ZM8 202V203H7ZM50 202V203H49ZM98 202V203H96ZM108 204H106V203ZM110 202H113L112 204H110ZM119 202V203H118ZM121 202V203H120ZM131 202V203H129ZM140 202V203H139ZM174 202V203H173ZM15 203H19L20 205H17ZM35 203V204H36ZM39 203V204H40ZM196 203V204H195ZM239 203V204H238ZM14 204V205H13ZM115 204V206H114ZM120 208H119V206ZM127 204V205H126ZM137 204V205H136ZM148 204V205H147ZM166 203L164 202V205ZM199 204V205H198ZM211 204V205H210ZM213 204V205H212ZM17 205V206H16ZM113 205V206H112ZM124 205V206H123ZM129 205V207H128ZM131 205V206H130ZM134 205V206H133ZM216 205V206H215ZM0 206V212L1 214H3L2 211H4V209ZM14 206V207H12ZM19 206V207H18ZM26 206V209L24 211L21 212V209H24ZM30 208H29V207ZM37 206V207H36ZM104 206V207H106ZM112 206V208L110 207ZM118 206V207H117ZM127 206V207H126ZM139 206V207H138ZM148 206H150L148 208ZM156 206V207H155ZM204 206V207H203ZM219 206V207H218ZM8 207H10L9 209L10 210H7ZM15 207H18V208H15ZM32 207V208H31ZM16 211H14L15 209ZM21 208V209H20ZM111 208V209H110ZM115 208V209H114ZM118 208V209H117ZM128 208V210H127ZM191 208V209H190ZM2 209V210H1ZM31 209V210H30ZM136 209V210H135ZM162 209V211H161ZM178 209V210H177ZM180 209V210H179ZM193 209V211H192ZM202 209V210H201ZM212 209H213V212H212ZM249 210V214L251 212V214L249 216H251L252 220L250 219V217H248V215H241L242 214V210ZM17 210L18 213H17ZM123 210V211H122ZM131 210V211H130ZM138 210V211H137ZM159 210V211H158ZM165 210V211H164ZM167 210V211H166ZM205 210V211H204ZM239 210L241 213H239ZM4 211V212H5ZM28 211V212H26ZM116 213H115V212ZM128 211V212H126ZM223 211V212H222ZM235 211V212H234ZM7 212H5L6 214V218H8V215ZM15 212V213H14ZM24 212V213H23ZM26 212V214H25ZM126 212V213H125ZM140 212V213H139ZM144 212V213H143ZM165 214H164V213ZM169 212V213H168ZM175 212V213H174ZM182 212V213H181ZM212 212V214H211ZM11 213V218H14L13 215ZM31 215H30V214ZM33 213V214H32ZM36 213V215H34ZM118 213V214H117ZM155 213V214H154ZM167 213V214H166ZM174 213V214H173ZM201 213V216H199ZM24 214V216L22 215ZM141 214V215H140ZM146 214V215H145ZM148 214V215H147ZM153 214V215H152ZM193 214V215H192ZM210 214V215H209ZM219 214V215H218ZM34 217H33V216ZM40 215V216H39ZM121 215V216H120ZM122 215L125 217L122 218ZM144 215V216H142ZM158 215V216H157ZM164 215V216H163ZM167 215V216H166ZM241 215V216H240ZM255 215V216H254ZM3 216H5L3 214ZM21 217V219L19 217ZM129 216V217H128ZM131 216V217H130ZM135 216V218H134ZM155 216V217H154ZM160 216V217H159ZM163 218H162V217ZM207 216V218H206ZM243 216V217H242ZM254 216V217H253ZM29 217V218H27ZM37 217V219H35ZM40 217V218H39ZM43 217V218H42ZM159 217V218H158ZM166 217V218H165ZM169 217V218H168ZM196 217V218H195ZM201 217V218H199ZM209 217V218H208ZM246 219H245V218ZM258 217V218H257ZM5 218V219H6ZM34 218V219H32ZM47 218V220H46ZM118 218V219H117ZM122 218V219H121ZM140 218V219H139ZM171 218V220H170ZM189 218V219H188ZM152 219V220H151ZM205 219V220H204ZM227 219V221H226ZM255 219V220H254ZM260 219V220H259ZM9 220V218H8ZM6 219V222L8 221ZM11 220V219H10ZM10 220L8 221V223L10 222ZM22 220V221H20ZM29 220V221H28ZM39 222H38V221ZM51 222H50V221ZM56 220V219H54ZM129 220V221H128ZM131 220V221H130ZM140 220V221H139ZM148 220V221H147ZM151 220V221H150ZM158 220L160 222H158ZM168 220V221H167ZM170 220V222H169ZM251 220V221H250ZM32 221V222H31ZM36 221V222H35ZM49 221V222H48ZM150 221V223H149ZM158 224H157V222ZM165 223H163V222ZM173 221V222H172ZM231 221V222H230ZM233 221V222H232ZM257 221V223H256ZM12 222V221H11ZM10 222V223H11ZM42 222H44L42 224ZM53 222V223H52ZM61 222V223H60ZM119 222V223H118ZM131 222V223H130ZM134 222V223H132ZM189 222V223H188ZM195 222V223H194ZM210 222V223H209ZM212 222V223H211ZM223 222V223H221ZM228 222V223H226ZM235 222V223H234ZM9 223V224H10ZM52 223V224H51ZM56 223V224H55ZM59 223V224H58ZM125 223V224H124ZM142 223V225H141ZM149 223V224H148ZM231 223V224H230ZM7 224V227L8 229L6 230V232L8 230H13L11 233L9 231V233L11 235H15L16 232H19L20 233V230H19V226L17 228L16 225L13 224V222L9 225ZM25 224V225H23ZM37 224V225H36ZM42 224V225H41ZM51 224V225H50ZM54 224V225H53ZM61 224V226H60ZM163 224V225H162ZM210 224V225H208ZM237 224V225H236ZM44 225V226H43ZM48 225V226H47ZM130 225V226H129ZM141 225V226H139ZM156 225V227H155ZM158 225V226H157ZM200 225V226H199ZM10 226V227H9ZM42 226V228H41ZM60 226V227H59ZM123 226V227H122ZM127 226V227H125ZM129 226V227H128ZM133 226V227H132ZM150 226V227H149ZM165 226V227H164ZM212 226L214 229H212ZM216 226V227H215ZM229 226V227H228ZM233 226H236V227H233ZM242 226V227H241ZM6 227V228H7ZM29 227V228H28ZM55 227V228H54ZM74 227V226H73ZM125 227V228H124ZM135 227V229H133ZM139 227V228H138ZM153 227V228H152ZM159 227V228H158ZM174 227V228H173ZM191 227V228H190ZM14 228V229H13ZM28 228V230H27ZM31 228V229H30ZM50 228V229H48ZM54 228V229H53ZM57 228V229H56ZM72 228V227H71ZM130 228V229H129ZM150 230H148V229ZM168 228V229H167ZM218 228V229H217ZM18 229V231H17ZM39 229V230H38ZM52 229V230H51ZM125 229V230H124ZM164 229V230H163ZM212 229V230H211ZM238 229V231H237ZM244 229V230H243ZM246 229V230H245ZM4 230V231H5ZM63 230V231H62ZM66 230V232L64 231ZM68 230V231H67ZM129 230V231H128ZM215 230V231H214ZM216 230L218 232H216ZM223 230V231H222ZM226 230V232H225ZM2 231V232H1ZM0 233H3L4 231L1 230ZM27 231V232H26ZM37 231V233H36ZM53 231V232H52ZM128 231V232H127ZM133 231V232H132ZM135 231V232H134ZM143 231V232H142ZM152 231V232H151ZM155 231V232H154ZM198 231V232H197ZM215 234H214V232ZM5 232V233H6ZM26 232V234H25ZM30 232V234H29ZM45 232V233H44ZM48 232V233H47ZM123 232H122V235H123ZM130 232V233H129ZM165 232V233H164ZM212 232V233H211ZM219 232H222V234L224 233L225 235H228L231 233V235H229V240H231V243L229 245H225L223 244L219 238L216 236V233H219ZM19 233H16V237L18 239V236L17 234ZM33 233V234H32ZM42 233V234H41ZM58 233V234H57ZM67 233V234H66ZM70 233V235H68ZM127 233L129 234V236L127 235ZM152 233V234H151ZM154 233V234H153ZM240 233V234H239ZM22 234V235H23ZM38 234V235H37ZM61 234V235H60ZM64 234V235H63ZM136 234V235H135ZM143 234V235H142ZM148 234V235H147ZM158 234V235H157ZM214 234V235H213ZM247 234V235H246ZM13 235V236H14ZM30 235V236H29ZM36 235V236H35ZM47 235V236H46ZM57 235V236H56ZM68 235V236H67ZM133 235V236H132ZM147 235V237H145ZM254 235V236H253ZM1 236V235H0ZM21 236V235H19ZM38 236V237H37ZM40 236V238H39ZM52 236V237H50ZM55 238H54V237ZM62 236V237H61ZM66 238H63L65 237ZM135 236V237H134ZM161 236V237H160ZM247 236V237H246ZM35 237V238H33ZM73 237V236H70V238ZM203 237V238H202ZM217 237V239H216ZM230 237L232 239H230ZM245 237V238H244ZM249 237V238H248ZM257 237V238H256ZM26 238V239H27ZM45 238V239H44ZM63 238V239H62ZM131 238V239H130ZM134 238V239H133ZM169 239V240H166ZM193 238V239H192ZM199 238V239H198ZM201 238V239H200ZM206 238V239H205ZM234 238V239H233ZM36 239V240H34ZM49 239V240H47ZM51 239V241H50ZM66 241H65V240ZM77 239V240H76ZM81 239V240H80ZM138 240V241H134V240ZM155 239V240H154ZM208 239V240H207ZM214 241H213V240ZM256 239V240H255ZM64 240V241H63ZM111 240V241H110ZM131 240V241H130ZM151 240V241H150ZM176 240V241H175ZM197 240V241H196ZM77 241V242H76ZM80 243H79V242ZM82 241V243H81ZM84 241V242H83ZM148 241V243H147ZM161 241V242H160ZM196 241V242H195ZM19 242L21 243V240H19ZM38 242L40 244H38ZM44 242V243H42ZM51 242V243H50ZM64 244H62V243ZM66 242V243H65ZM116 242L118 243L119 241L116 240ZM131 242H134V243H131ZM139 242V243H137ZM37 243V244H36ZM42 243V244H41ZM122 243V244H124ZM131 245H130V244ZM139 244L137 246V244ZM158 243V244H157ZM44 244V245H43ZM62 244V245H61ZM84 246H83V245ZM94 244V245H93ZM112 244V245H111ZM116 246H115V245ZM130 246H129V245ZM142 244V245H141ZM145 244V245H144ZM149 244V245H148ZM156 244V245H155ZM160 244V245H159ZM171 244V245H170ZM235 244H237L236 246H234ZM54 245V246H53ZM61 245V246H60ZM80 245V246H79ZM88 245V246H87ZM97 247H96V246ZM110 245V246H109ZM119 245V246H117ZM136 245V246H134ZM169 245V246H168ZM38 246V247H37ZM40 246V247H39ZM43 246V247H42ZM56 246V247H55ZM63 246V247H62ZM79 246V247H78ZM105 246V247H103ZM111 248H109V247ZM145 246V247H144ZM147 246V247H146ZM171 246V247H170ZM233 246V247H232ZM255 246V247H254ZM66 247V248H65ZM107 247V248H106ZM116 247L118 249H116ZM136 247V248H135ZM143 247V248H142ZM150 247H152L150 249ZM155 247V248H154ZM174 247V248H173ZM196 247V248H195ZM35 248V247H34ZM49 248V249H48ZM59 248V249H58ZM65 248V249H64ZM69 248V249H67ZM71 248V249H70ZM79 248V249H78ZM99 248V249H98ZM103 248V249H102ZM138 248V249H137ZM148 248V249H147ZM172 248V249H171ZM246 248V249H245ZM62 251L61 256L59 254L60 251ZM98 249V250H97ZM101 249V250H100ZM108 249V250H107ZM121 249V250H119ZM140 249V250H139ZM144 249V250H143ZM245 251H243V250ZM249 249V250H247ZM254 249V250H253ZM39 250V252H38ZM46 250V251H45ZM59 250V252L57 251ZM71 250V251H69ZM100 250V251H99ZM151 250V251H150ZM165 250H166V253H165ZM66 251V252H65ZM98 251V253L96 252ZM103 254H102V252ZM118 251V252H117ZM120 251V252H119ZM153 251V252H152ZM225 251V252H224ZM254 251V252H253ZM262 251V252H261ZM50 252V253H49ZM58 252V253H57ZM69 252V253H67ZM78 254H77V253ZM89 252V253H90ZM95 252L97 253V255L95 254ZM149 252V253H148ZM151 252V253H150ZM159 252V253H158ZM173 252V253H172ZM241 252V253H240ZM261 252V253H260ZM48 253V254H47ZM101 254L100 256L98 254ZM116 253V254H115ZM145 253V254H144ZM154 253V254H153ZM157 255H156V254ZM181 253V254H180ZM43 254H46V255H43ZM50 254V255H49ZM52 254V255H51ZM69 254H71L69 256ZM113 256H112V255ZM139 254V253H138ZM148 254V255H147ZM151 254V255H150ZM163 254V255H162ZM211 254V255H210ZM54 255V256H53ZM59 255V256H58ZM78 255V256H76ZM108 255V256H107ZM162 255V256H161ZM167 257H166V256ZM201 255V256H200ZM45 256V257H44ZM58 256V257H57ZM150 256V257H149ZM154 256V257H153ZM158 256H160V258H164V260L161 258H158ZM165 256V257H164ZM173 256V257H172ZM127 257V258H126ZM143 257V258H142ZM231 257V258H230ZM236 257V258H235ZM56 260H55V259ZM104 258V259H103ZM125 258V260H124ZM131 258V259H130ZM134 258V259H133ZM139 258V259H138ZM230 258V259H229ZM116 259V260H115ZM149 259H151V261H149ZM153 259V260H152ZM166 259V260H165ZM168 259V260H167ZM201 259V260H200ZM208 259V260H207ZM47 260V259H46ZM48 260V261H49ZM54 260V262H52ZM79 258L77 259V262L74 261L76 264L79 263ZM105 260V262L103 261ZM134 260V261H133ZM142 262H140V261ZM162 260V261H161ZM179 260V261H177ZM200 260V261H199ZM218 260V261H217ZM234 260V261H233ZM252 260V261H251ZM155 261V262H153ZM165 261V262H163ZM173 261V262H172ZM182 261V263H180ZM238 261V262H236ZM254 261V262H253ZM169 262V263H168ZM186 262V263H185ZM75 263H72V264H75ZM81 263V262H80ZM82 264V263H81Z\"/></svg>", "mask_w": 264, "mask_h": 264}, {"label": "bare ground", "instance_id": "2", "mask_svg": "<svg viewBox=\"0 0 264 264\" xmlns=\"http://www.w3.org/2000/svg\"><path fill=\"white\" fill-rule=\"evenodd\" d=\"M7 1V0H6ZM23 1V0H22ZM22 1H20L19 2V0H13V3H15V5L17 6H20V7H18L19 9H20V11L22 10L24 13H27L28 15H29V17H30V19L32 18V20H33V22H34V24H35V26H37L38 28H40L39 30H41V32L39 31V33H41L40 35L41 36H43V37H41L40 36V39L41 40H44L43 42L42 41H40V43H34L35 41H36V38L35 39H33V40H35L33 43L30 41V40H21V37H17L16 35H14V34H12L7 28H5L4 26H3V24L1 23V21L3 22V20H1L0 21V36H1V34H2V38H5L6 39V42L8 43V45H9V47L6 45V47H8L4 52H2V53H0V57H1V60L3 59L4 61L3 62H6L7 64H11V66L13 65L14 66V63L13 62H15L14 60H15V58L17 59H23V61H25L26 63H28L27 64V66L29 65V63H31L30 61H32V60H34V61H36V63H38V62H42V63H44L48 68L47 69H49V71H51V72H53L55 75H56V77H55V84L54 85H52L51 84V86L50 85H48L47 86V83L46 82H44V81H42L43 79H41V76H38V75H40V74H35V73H33L34 72V70H33V72H32V69H31V72L29 71V72H22V71H19V69H17L16 68V66H14V67H9L8 66V68L6 69L5 67V69L3 70L2 68H0V72H1V74H0V141H4V143H2V144H4V146L3 147H5V145H8V144H6V142H8V141H15V139L18 141H16V143H19V142H23L22 144H24V145H28V146H32L31 148L29 147H26L25 146V148L27 149L28 148V150H26V151H24V152H27V151H29V156H30V158H32V159H36V157L34 158V156L36 155H34V153H35V150H38V148L37 149H34L36 146L38 147V145H35L34 146V142H33V144H32V141L35 139V137H34V139L30 142V141H28L29 139V137H32V136H29L28 137V135H30V133H31V130L32 129H30V133L29 132H26L25 130H21V128L20 127H18L17 126V124L14 122V120H13V115H15L16 116V119H17V121L20 119H22L23 121L25 120V122H26V119L28 118V113H32V110L33 111H35V113H37L36 111H39L40 113L41 112H43V114L45 115V116H47L46 118H48V120H49V122L48 123H46V126L43 124V126H45V130L46 131H48V134L50 133L51 135H53V136H51V137H57L58 138V140L60 139V141H62L64 144H71V146L72 147H76V146H83V149H84V145H85V142H87V145H89V143H88V141L89 140H91V139H88V137L87 136H85L86 134L84 133V131L83 132H81V131H79V130H74V128L72 129H70L69 127H71L72 125H73V123H72V121L74 120V119H76V118H78V119H80V120H83L84 119V121L85 120H90V121H95L96 123H97V128H99V130H101V132L103 133V134H106L107 133V131H108V129L110 130L111 128H112V130H113V128H115V129H118V130H120V132H121V127L123 126V125H125V123H123V125L121 124V121L120 120H118V119H116V118H118V117H121L122 115L123 116H126L125 115V113H122L121 111H120V108H118V107H113V105H116V103L115 104H112V107H111V110H110V112L108 111V114H103V113H101L99 110V108L100 107H102V106H98V102L100 101L99 99H100V97H102V96H100V97H98L99 95H101V93L103 94V92L104 91H113L114 93L116 92L118 95H123L124 97L126 96V97H129V98H131L138 106H140L141 108H146V110L147 109H150L151 110V112L152 111H156V110H161L162 111V109H169V108H172V107H175L174 105H176V104H179V102L178 103H175V104H170V103H168V102H162L161 103V101H160V103H159V100L157 99L159 96H164L165 95V93L166 94H168L169 95V97H167L166 96V98H167V100H169V101H171L170 99L172 98V100H176V101H178V100H182V97H180V92H178L177 91V94L174 92V88H176L177 87V83H179V79L176 81L175 79H174V77L172 78V79H168V78H166L165 77V79H164V77H161L160 79H159V76L158 75H162L163 76V74L164 73H166V71H172V73L173 72H177V73H179V72H181V73H183L184 75H185V77H186V81H187V78L189 79L190 78V75L185 71L184 72V70H186V68L188 69V66L186 67V63H184L185 65H183V64H181V63H179V62H181L182 60H186V62H187V60L189 61V60H196L195 59V57L196 58H198V56H199V54L200 55H205V53L207 54V52L205 51L206 50V46L205 47H203V45L201 46V44H206V43H201L202 42V39L204 40V38H202V37H204L203 36V34H204V32H203V30H202V28H203V26L204 27H211V26H215L217 29H212V32L214 33V35L216 36V38H217V36H219L220 37V34H223V38L226 36V41H225V43H222V44H226V42H227V40H228V37H229V40L231 39L230 37H233L234 38V40H235V37H237L236 35L237 34H235L234 35V32L236 31V30H234L233 29V24H232V20H234V21H236L237 20V22L238 21H240V22H242V28L246 31V33H245V35H243L244 36V38L242 39V38H240V39H242L243 41H245L246 43L247 42H249L248 40H250V42L252 41L253 42V40H254V42L256 41V42H259V43H261V41L263 42L264 41V35H263V31L261 30V27H260V25H259V22H258V18H257V16L256 15H253V14H256V13H254L253 11H252V13H251V11H248V8L247 9H243V8H246L244 5V7L243 8H241V9H239V8H236L235 6V8L231 5V1H233V0H231L230 2V5L227 7V8H225V6L227 5V3L229 4V1L228 2H226L225 1V3H226V5L223 7V6H221L220 4H219V0L217 1V0H206V1H203L202 3H197L196 2V0H106L105 2H103V1H101V0H81V1H83V2H86V4L88 3V5H89V15L87 14V16H83V15H78V16H76V17H70V18H68L69 19V21L68 22H70V24H71V21H72V18H73V22L72 23H74V19H76V22L77 21H79V23L80 24H85V23H87L86 25H82V26H84V27H87L88 29H85V31H83V32H85V34H84V38H83V40H82V42L80 43V42H76V44L72 41V39H71V41L73 42V43H71V41H69L68 39L67 40H65V38L60 34V31L58 30L59 28H58V26L56 27V25H58V23L57 24H55V26H54V24L53 25H51V23L50 22H47V19L50 21L51 19H53V17H55L56 19H58L57 18V16H54V12L52 11V9L51 10H49L50 12L47 14V15H49L50 14V16H52L51 14H53V16H52V18H45V16L47 17V15H46V13H45V15L43 16L42 14H44V13H42V10L44 9V8H42L43 6V4H41L40 3V1H39V4L40 5H30L31 3L32 4H34L33 2H29L30 4H28L27 2V5H25L26 3L24 2H22ZM53 2H54V0H52ZM51 0L49 1V2H52ZM57 1V0H56ZM80 1V0H79ZM80 1V2H81ZM221 1V0H220ZM45 2H47L46 0H45ZM49 2H47L46 4H49L48 6H46V4L44 3V7L47 9V7H48V9H49V6L51 7V4L49 3ZM52 2V3H53ZM5 3V2H4ZM7 3V2H6ZM21 3V4H20ZM62 3V2H61ZM82 3V2H81ZM236 3V2H235ZM241 3V2H240ZM253 3V2H252ZM264 3V2H263ZM9 4V3H8ZM22 4H24V5H22ZM36 4V3H35ZM38 4V3H37ZM63 4V3H62ZM65 4V3H64ZM63 4V5H64ZM234 4V3H233ZM259 4V3H258ZM62 5V6H63ZM67 5V4H66ZM70 5V4H69ZM84 5V4H83ZM87 5V6H88ZM223 5V4H222ZM236 5V4H235ZM238 5V4H237ZM256 5H257V3H256ZM239 6V5H238ZM237 6V7H238ZM250 6V5H249ZM261 6V5H260ZM56 7V6H55ZM248 7V6H247ZM262 7V6H261ZM65 8V7H64ZM85 8H86V6H85ZM256 8V7H255ZM7 8H5V5L2 3V2H0V10L5 14V16H6V18H7V20H9V22H10V26H12L13 25V27L15 26V28H18V27H20L21 25H23V24H21L20 25V23L19 22H21V21H18L17 20V16H14L13 14H10V12H8L7 10H6ZM13 9V8H12ZM57 8H55V10H56ZM59 9V8H58ZM262 9V8H261ZM264 9V8H263ZM40 10H41V12H40ZM54 10V9H53ZM61 10V9H60ZM70 10V9H69ZM249 10H250V8H249ZM252 10V9H251ZM21 11V12H22ZM44 11V10H43ZM46 11V10H45ZM256 11H258V8H257V10ZM263 11V10H262ZM14 12H16V11H14ZM41 14H40V13ZM61 12H62V10H61ZM80 12V11H79ZM261 12V11H260ZM13 13V12H12ZM56 13V12H55ZM70 13V12H69ZM81 14V13H80ZM56 15V14H55ZM57 15H59V13H57ZM70 15V14H69ZM75 15V14H74ZM264 15V14H263ZM1 16V15H0ZM4 16V15H3ZM27 16V15H26ZM62 16V15H61ZM71 16V15H70ZM262 16V15H261ZM49 17V16H48ZM65 17V16H64ZM66 17H68V16H66ZM230 17H232L233 19H231ZM5 18V17H4ZM3 18V19H4ZM59 18H60V16H59ZM261 18V17H260ZM259 18V19H260ZM23 19V18H22ZM55 19V20H56ZM67 19V20H68ZM78 19V20H77ZM231 20L230 22H229V20ZM263 19V18H262ZM21 20V19H20ZM32 20H31V22H32ZM66 20V19H65ZM65 20H63V21H65ZM261 20V19H260ZM52 21V20H51ZM262 21V20H261ZM264 21V20H263ZM65 22H67V21H65ZM258 22V23H257ZM78 23V22H77ZM78 23V24H79ZM262 24H263V22H262ZM39 25V26H38ZM74 25V24H73ZM32 26H33V24H32ZM81 26V27H82ZM262 26V25H261ZM8 27V26H7ZM23 27H25V26H23ZM22 26H21V28H23ZM31 27V26H30ZM30 27H27V24H26V28H24V31H25V29H27V28H29V29H27L28 30V32H29V30H30V32L33 30V29H38V28H36V27H33L32 28V30L30 29ZM55 27H56V29L57 30H55ZM74 27V26H73ZM76 27H77V25H76ZM79 27V26H78ZM15 28H12V29H14L15 30ZM61 28V27H60ZM64 28H65V26H64ZM239 28V27H238ZM263 28H264V25H263ZM262 28V29H263ZM55 30V31H50V30ZM68 29V28H67ZM237 29V28H236ZM17 30H19V29H17ZM26 30V31H27ZM214 30V31H213ZM206 32H207V30H205ZM240 31V30H239ZM239 31H237V33H239ZM242 31V30H241ZM244 31V32H245ZM15 32H17L16 30H15ZM14 31H13V33H15ZM28 32H26L27 34H28ZM29 32V33H30ZM62 32V31H61ZM72 33H73V31H71ZM79 32V31H78ZM205 32V33H206ZM209 32V31H208ZM24 33V32H23ZM32 33H34V31H32L31 32V35H32ZM36 33V32H35ZM38 33V32H37ZM76 33V32H75ZM68 34H69V32H68ZM67 34V35H68ZM207 34V33H206ZM19 35V34H18ZM26 35V34H25ZM24 35V36H25ZM30 35V34H29ZM28 35V36H29ZM38 35V34H37ZM36 35V36H37ZM66 35V34H65ZM72 35V34H71ZM70 35V36H71ZM208 35V34H207ZM240 35H241V33H240ZM73 36V35H72ZM75 36V35H74ZM222 36V35H221ZM39 36H37V38H38ZM56 39H55V38ZM1 38V37H0ZM24 38H26V37H24ZM29 39L31 38V36H29L28 37ZM52 38H54V39H52ZM210 38V37H209ZM213 38V37H212ZM222 38V39H223ZM27 39V38H26ZM32 39V38H31ZM70 39V38H69ZM3 40V39H2ZM32 40V41H33ZM52 40V41H51ZM209 40V39H208ZM215 40V39H214ZM237 40V39H236ZM239 40V39H238ZM242 40H240V41H242ZM25 41V42H24ZM69 41V42H68ZM75 41H81V39L80 40H76L75 39ZM233 41V40H232ZM242 41V42H243ZM38 42H39V40H38ZM42 42V43H41ZM52 42V43H51ZM83 42H85L86 44H84ZM200 42V43H199ZM204 42V41H203ZM208 42V41H207ZM221 42V41H220ZM235 42V41H234ZM244 42V43H245ZM3 43V42H2ZM14 43H16V45H13ZM82 44V46L83 45H85V47H86V45L88 46V48H86L85 49V47L83 46V47H81L80 46V44ZM186 43V44H185ZM187 43H193L194 44V47L196 46L195 44H200V45H198L197 46V48H191V44L189 45L190 46V48L187 46L188 44ZM192 44V45H193ZM251 44V43H250ZM253 44V43H252ZM256 44V43H255ZM258 44V43H257ZM216 45V44H215ZM219 45V44H218ZM230 45V44H229ZM5 46V45H4ZM13 46V47H12ZM14 46H16V48L18 49V47L17 46H19V49H20V51L22 50L23 52H25V53H23V54H28V52H30V54H32L31 52H33V59L32 60H30L28 57L26 58V56H22V54L21 55H19V54H17V53H15V47ZM249 46H252L253 47V45H248V50H249V48H251L252 49V47H249ZM256 46V45H255ZM184 47V48H183ZM218 47V46H217ZM224 47V46H223ZM227 47V46H226ZM232 47H238V45H236L235 46V43H234V46H232ZM262 47V46H261ZM0 48H2V46L0 47ZM4 48V47H3ZM80 48H84L85 50H86V52L85 53H81V52H83V50L81 51V49ZM212 48V47H211ZM210 48V49H211ZM214 48V47H213ZM212 48V49H213ZM238 48H240V47H238ZM237 48V49H238ZM246 48V49H247ZM253 48H255V47H253ZM208 49V48H207ZM214 49H216V48H214ZM235 50L237 53H239V49L238 50ZM263 49V48H262ZM4 50V49H3ZM2 50V51H3ZM247 50V51H248ZM257 50V49H256ZM1 51V50H0ZM17 51H19V50H17ZM208 51H209V49H208ZM252 51H253V49H252ZM258 51V50H257ZM200 52V53H199ZM201 52H202V54H201ZM234 52V51H233ZM241 52V51H240ZM254 52V51H253ZM20 53V52H19ZM237 53H236V55H237ZM261 53V52H260ZM262 53H264V51L262 52ZM70 54H72V55H74L75 56V58L77 57V59L76 60H78V62L80 63V64H83V65H88V64H90L89 62H88V60L89 61H92L93 59L94 60H96V62L99 64V66H98V68H96V66L98 65H91V66H93V68L94 69H96V71H95V74L94 75H90L89 73V71H88V69H85L84 67H86V66H83L82 67V65H80L79 63V65H80V67H82V68H84V69H82V68H80V67H78L77 65L75 66V64H73V63H69L68 61H67V56L68 55H70ZM198 54V55H197ZM233 54H235V53H233ZM29 55V54H28ZM89 55V57H91L90 55H93L94 56V58H87V56ZM161 55H162V57H163V55H165V56H167V58L170 60H172V62H170L171 64H169L168 63V61H166V63H168V64H166L165 63V61L162 59V60H160L161 59ZM239 55V54H238ZM237 55V56H238ZM263 55V54H262ZM206 56V55H205ZM208 56V55H207ZM261 56V55H260ZM264 56V55H263ZM262 56V57H263ZM72 57V56H71ZM156 57H158V58H156ZM159 57H160V59H159ZM201 57V56H200ZM250 57V56H249ZM31 58H32V56H31ZM66 58V59H65ZM165 58V57H164ZM88 59V60H87ZM203 59V58H202ZM204 59L207 61V63L208 64H210L211 66H212V68L213 67H222V68H227V65H228V63H225V61H223V60H220V58L219 59H216V58H211L210 56L209 57H204ZM244 59V58H243ZM246 59V58H245ZM254 59H255V57H254ZM261 59V58H260ZM264 59V58H263ZM30 60V61H29ZM93 60V61H94ZM108 60H109V62H108ZM170 60V61H171ZM199 60V59H198ZM205 60H203V61H205ZM34 61H32V62H34ZM193 61H191V62H193ZM197 61V60H196ZM17 62V61H16ZM15 62V63H16ZM19 62V61H18ZM21 62V61H20ZM73 62V61H72ZM95 62V61H94ZM93 62V63H94ZM199 62V61H198ZM237 62V61H236ZM246 62V61H245ZM22 63H24V62H22ZM26 63H25V65L24 66H26ZM40 63H38V64H40ZM41 63V64H42ZM119 65H118V64ZM206 63V64H207ZM248 63V62H247ZM246 63V64H247ZM250 63V62H249ZM37 64V65H38ZM96 64V63H95ZM181 64V65H180ZM189 64H190V62H189ZM198 64V63H197ZM200 64V63H199ZM21 65V64H20ZM117 65H118V67H117ZM120 65L121 66H123V67H121V68H123V69H125L126 71L125 72H127L130 76H132L136 81V84L137 85H139V86H137V88H139V90L140 89H142V91H140V92H136V93H134V94H131V92L129 91V93L127 92V89H128V87L130 86L129 84V86L125 83V81L124 82H122V80H121V77H120V79H119V68H120ZM192 65H194L193 63H192ZM196 65V64H195ZM202 65V64H201ZM2 66H4V64L2 65ZM24 66H23V68H24ZM31 66V65H30ZM29 66V67H30ZM90 66V65H89ZM89 66H87V67H89ZM91 66H90V68H91ZM199 66V65H198ZM207 66V65H206ZM249 66V65H248ZM17 67H20L19 65L17 66ZM41 67H42V65H41ZM44 67V66H43ZM201 67H203V66H201ZM200 67V68H201ZM205 67V66H204ZM229 67V66H228ZM21 68H22V66H21ZM35 68V67H34ZM45 68V67H44ZM196 68V67H195ZM205 68H207V67H205ZM211 68V67H210ZM1 69H2V71H1ZM27 70H28V67L26 68ZM209 69V68H208ZM214 69V68H213ZM219 69V68H218ZM221 69V68H220ZM5 70H6V72H5ZM44 70H46V69H44ZM85 70V71H84ZM86 70L88 71L87 73H86ZM121 70V69H120ZM212 70V69H211ZM210 70V71H211ZM230 70V69H229ZM73 71H76L77 72V74L76 75H74V72ZM92 71V70H91ZM164 72V73H162V72ZM209 70H205V74H207V76L209 75V77H212V78H215L216 76H214V73L212 74L211 72H210ZM226 71V70H225ZM73 72V75L71 74ZM75 72V73H76ZM94 72V71H93ZM157 72H161L160 74H158ZM198 72V71H197ZM217 72V71H216ZM218 72H220V71H218ZM222 72V71H221ZM260 72V71H259ZM3 73V74H2ZM92 73V72H91ZM171 73V72H170ZM177 73H175L176 75H177ZM180 73V74H181ZM93 74V73H92ZM97 74V75H96ZM121 74V73H120ZM151 74H158V75H155V76H158V78L157 77H155V76H153L152 75V77H154V78H152L151 77ZM174 74V75H175ZM191 74V73H190ZM8 75V76H7ZM172 75V74H171ZM182 75V74H181ZM194 75V74H193ZM196 75V74H195ZM213 75V76H212ZM95 76L96 77H101L102 79H105V81H106V79H107V82H108V80H110L109 82L111 83L110 85H109V82L108 83H105V82H103V83H105V84H108L107 85V90L105 89V84H104V86H101V85H99L98 83V81H100V80H98L97 79V81H96V78H95ZM122 76V75H121ZM123 76H124V74H123ZM169 76V75H168ZM179 76V75H178ZM227 76V75H226ZM226 76H224V77H226ZM4 77H7L8 79H6L7 80V82L5 81V79H4ZM43 77V76H42ZM98 77V78H99ZM128 77V76H127ZM131 77V78H132ZM201 77V76H200ZM208 77V78H209ZM50 78V77H49ZM59 78H61L62 80H64L66 83L68 82V84H70V87H71V89H68V87H69V85L67 84L65 87H64V83L63 84H61L60 85V81H62V80H57V79H59ZM217 78V77H216ZM231 78V77H230ZM4 79V80H3ZM101 79V80H102ZM123 79V78H122ZM128 79V78H127ZM163 81H162V80ZM167 79L169 80V81H167ZM191 79V78H190ZM195 79V78H194ZM193 78H192V80H194ZM56 80H57V82H56ZM67 80V81H66ZM133 80V79H132ZM181 80V79H180ZM191 80V81H192ZM209 80V79H208ZM3 81H5V82H3ZM46 81V80H45ZM63 82V81H62ZM61 82V83H62ZM132 82V81H131ZM130 82V83H131ZM134 82V83H135ZM167 82V83H166ZM181 82V81H180ZM205 82V81H204ZM8 83L10 84L9 86H8ZM45 83V84H44ZM49 83V82H48ZM56 83H59V84H56ZM102 83V82H101ZM185 83V82H184ZM196 83V82H195ZM209 83V82H208ZM215 83H216V81H215ZM220 83V82H219ZM229 83V82H228ZM231 83V84H230ZM229 84L230 85H228V86H230L232 89H234V90H236V91H238V92H240V93H245V90L246 89H243V88H241L240 86H238V84H236L234 81L233 82H230ZM7 84V85H6ZM23 84H32L33 85V87H32V85H31V87H32V89L30 88V89H27L26 87H24V85ZM182 84V83H181ZM186 84V83H185ZM184 84V85H185ZM162 85H165V87L167 88V86H168V88H169V90L167 91V90H165V92H164V89H165V87H163ZM194 85V84H193ZM207 85V84H206ZM224 85V84H223ZM12 86V87H11ZM19 86H23L25 89H23V87H21L22 89H20V90H18L19 89ZM27 86V85H26ZM68 86V87H67ZM189 86V85H188ZM188 86H186V88L188 89ZM191 86V85H190ZM200 86V85H199ZM131 87H132V85H131ZM130 87V89H132ZM193 87V86H192ZM201 87V86H200ZM65 88H67V89H65ZM136 88V87H135ZM134 88V89H135ZM171 88H172V90H171ZM186 88H184V89H186ZM213 88V87H212ZM226 88V87H225ZM131 90V91H133V92H135V90ZM181 89H183V88H181ZM183 89V90H184ZM199 89V88H198ZM138 90V91H139ZM176 90H177V88H176ZM180 90V89H179ZM188 90H190V89H188ZM188 90H186V91H188ZM203 90V89H202ZM80 91L82 92V99L81 100H79L80 98H78V94H80ZM137 91V90H136ZM185 91V92H186ZM197 91V90H196ZM204 91V90H203ZM230 91V90H229ZM235 91V92H236ZM132 92V93H133ZM189 92V91H188ZM187 92V93H188ZM193 92V91H192ZM192 92H191V95H193V94H195V92H193V94H192ZM209 92V91H208ZM246 92H247V90H246ZM105 93H107V92H105ZM183 93V92H182ZM187 93H184V95L185 94H187ZM199 93V92H198ZM249 93V92H248ZM116 94V95H117ZM190 94V93H189ZM197 94V93H196ZM195 94V95H196ZM206 94V93H205ZM208 94V93H207ZM233 94V93H232ZM250 94V93H249ZM259 94V93H258ZM107 95V94H106ZM188 95V94H187ZM199 95H200V93H199ZM202 95V94H201ZM200 95V97H202ZM260 95V94H259ZM80 96V95H79ZM108 96V95H107ZM106 96V97H107ZM182 96V95H181ZM198 96V95H197ZM240 96V95H239ZM257 96V95H256ZM104 97V96H103ZM105 97V98H106ZM113 96H111V97H109V98H112ZM119 97V96H118ZM117 97V98H118ZM189 97H190V95H189ZM193 96H191L190 97V101H191V98H192ZM196 97V96H195ZM205 97V96H204ZM207 97V96H206ZM246 97V96H245ZM248 97V96H247ZM257 97H259V96H257ZM260 97H262L261 95H260ZM264 97V96H263ZM20 98V99H19ZM21 98H24L25 100H26V103H24L23 101L24 100H22ZM97 98H99L98 100L99 101H97ZM109 98H107L108 100H110ZM117 98H115V99H117ZM123 98V97H122ZM162 97H160L159 99H161ZM170 98V99H169ZM188 98V97H187ZM187 98H186V100H187ZM194 98V97H193ZM192 98V99H193ZM107 99H106V101H107ZM114 99V100H115ZM125 99V98H124ZM156 99H157V101H156ZM164 99V98H163ZM195 99V98H194ZM207 99V98H206ZM214 99V98H213ZM256 99V98H255ZM258 99V98H257ZM260 99V98H259ZM127 100H128V98H127ZM188 100H189V98H188ZM249 100V99H248ZM262 100V99H261ZM27 101L28 102H30V104H28V105H31L32 106V110L30 109V107L31 106H28L27 105ZM105 101V100H104ZM111 101H113V98H112V100ZM115 102V101H114ZM122 102V101H121ZM173 102V101H172ZM195 102V101H194ZM194 102H193V100H192V102H190V104L189 105H193L194 104ZM201 101H199L198 103H200ZM264 102V101H263ZM102 103H103V101H102ZM111 103V102H110ZM109 103V104H110ZM183 103V104H182ZM181 103V105H184L185 104V102H182ZM197 103V102H196ZM255 103V102H254ZM25 104V105H24ZM104 104V103H103ZM121 104V103H120ZM163 104V105H162ZM225 104V103H224ZM27 105V107H29V108H27V107H25ZM105 105V104H104ZM118 105V104H117ZM180 105V104H179ZM214 105V104H213ZM228 105V104H227ZM2 106V107H1ZM119 106V105H118ZM124 106H125V104H124ZM123 106V108H125ZM198 106H200V105H198ZM212 106V105H211ZM215 106V105H214ZM217 106V105H216ZM135 107V106H134ZM181 107V106H180ZM180 107H177L176 106V109H174V108H172V110L174 109L176 112H174V113H178V112H180V113H183V114H186L187 115V113L189 112V110H190V108L189 109H186V108H180ZM186 107V106H185ZM190 107V106H189ZM191 107H195V105H193V106H191ZM202 107V106H201ZM108 108V107H107ZM127 108H129L128 106H127ZM196 108V107H195ZM195 108H194V110H195ZM198 108H200V107H198ZM216 108V107H215ZM103 109V108H102ZM106 109V108H105ZM132 109V108H131ZM192 110H190V111H192V112H194V110H193V108H191ZM205 109V108H204ZM124 110V109H123ZM122 110V111H123ZM171 110V109H170ZM217 110V109H216ZM103 111H104V109H103ZM132 111V110H131ZM133 111H135L134 109H133ZM178 111V112H177ZM203 111V110H202ZM201 111V112H202ZM234 111V110H233ZM38 112V113H39ZM105 112H106V110H105ZM124 112V111H123ZM125 112H127V111H125ZM142 112H144V111H142ZM149 112V111H148ZM171 112V111H170ZM191 112V113H192ZM196 112H198V111H196ZM195 112V113H196ZM211 112V111H210ZM239 112V111H238ZM255 112V111H254ZM261 112V111H260ZM128 113V112H127ZM134 113V112H133ZM140 113H141V111H140ZM157 113V112H156ZM159 113V112H158ZM171 113H173V112H171ZM205 113V112H204ZM209 113V112H208ZM213 113V112H212ZM244 113V112H243ZM42 114V113H41ZM131 114V113H130ZM141 114H146L145 112L144 113H141ZM163 115H161V114H159V115H161V116H164L165 115V118H167L169 115L167 114V117H166V112H164L163 111V113H162ZM182 114V115H183ZM189 114V113H188ZM199 114V113H198ZM229 114V113H228ZM39 115V114H38ZM135 115V114H134ZM147 115H149V114H147ZM155 115V114H154ZM153 115V116H154ZM181 115V116H182ZM190 116H191V114H189ZM197 115V114H196ZM200 115V114H199ZM203 115H205V114H203ZM215 115H216V113H215ZM248 115V114H247ZM15 116H14V118H15ZM40 116V115H39ZM122 116V117H123ZM129 116V115H128ZM160 116V117H161ZM180 116V117H181ZM188 116V115H187ZM192 116H194L195 117V114H192ZM211 116V115H210ZM225 116V115H224ZM239 116V115H238ZM129 117H131V115L129 116ZM144 117V116H143ZM150 116H148L147 118H149ZM194 117H191V118H194ZM197 117H198V115H197ZM200 117V116H199ZM217 117V116H216ZM253 117V116H252ZM31 118V117H30ZM35 118V117H34ZM34 118H32V119H34ZM38 118V117H37ZM45 118V117H44ZM45 118V119H46ZM139 118V117H138ZM146 118V117H145ZM170 118V117H169ZM168 118V119H169ZM219 118V117H218ZM222 118V117H221ZM229 118H230V116H229ZM263 118V117H262ZM125 119V121H127L126 120V118H124ZM132 119V118H131ZM154 121H157V122H161L162 123V121L160 120H158V119H156V118H152ZM181 119V118H180ZM184 119H185V117H184ZM197 119H199V118H197ZM201 119V118H200ZM21 120V121H22ZM30 121V119L28 118L27 119V121ZM77 120V119H76ZM142 120V119H141ZM151 120V119H150ZM183 120V119H182ZM196 120V119H195ZM202 120V119H201ZM16 121V122H17ZM47 121V120H46ZM84 121H82V123H86L87 122V124H88V121H86V122H84ZM89 121V122H90ZM131 122H132V120H130ZM130 121L129 122H126V125H127V123H130ZM139 121H140V119H139ZM145 121V120H144ZM149 121V120H148ZM167 121V120H166ZM169 121V120H168ZM171 121H173V120H171ZM206 121V120H205ZM209 121V120H208ZM240 121V120H239ZM25 122H23V123H25ZM31 122V121H30ZM33 122V121H32ZM73 122H75V121H73ZM76 122H78V121H76ZM80 122V121H79ZM134 122V121H133ZM137 122V121H136ZM147 122V121H146ZM165 122V121H164ZM164 122H163V124H164ZM210 122H212V121H210ZM262 122V121H261ZM45 123V122H44ZM91 123V122H90ZM96 123H95V126H96ZM149 123H150V121H149ZM155 123V122H154ZM193 123H195V122H193ZM215 123H217V122H215ZM250 123V122H249ZM26 125H27V123H25ZM25 124H23L24 126H26ZM72 124V125H71ZM75 125L74 126H76V124L78 125V123H74ZM134 124V123H133ZM132 124V125H133ZM138 124V123H137ZM140 124H142V127L143 126H145L144 128H146V127H148V123L147 124H145V122L143 123V120L142 121H140ZM158 124V123H157ZM162 124V125H163ZM170 124H172V123H170ZM176 124V123H175ZM190 124V123H189ZM199 124V123H198ZM207 124V123H206ZM258 124V123H257ZM257 124H255V125H257ZM19 125V124H18ZM31 125H33V124H31ZM82 125V124H81ZM90 125V124H89ZM173 125V124H172ZM185 125V124H184ZM217 125V124H216ZM220 125V124H219ZM229 125V124H228ZM236 125V124H235ZM141 126V125H140ZM164 126V125H163ZM167 126H168V123H167ZM170 126V125H169ZM176 126V125H175ZM227 126V125H226ZM245 126H246V124H245ZM250 126H251V124H250ZM259 126V125H258ZM30 127V126H29ZM37 127V126H36ZM90 127V126H89ZM129 127H130V125H129ZM134 127V126H133ZM136 127V126H135ZM137 127H138V125H137ZM150 127V126H149ZM155 127H156V125H155ZM159 127V126H158ZM166 127V124H165V126H164V128ZM184 127V126H183ZM261 127V126H260ZM23 128V127H22ZM68 128L70 129V130H72V132L70 131V130H68ZM86 128V127H85ZM84 127H83V129H85ZM91 128H93L92 127V125H91ZM162 128V127H161ZM163 128V129H164ZM168 129H169V127H167ZM204 128V127H203ZM249 128V127H248ZM251 128V127H250ZM95 129V128H94ZM114 129V130H115ZM124 129V128H123ZM123 129H122V132H123ZM136 129V128H135ZM134 129V130H135ZM143 129V128H142ZM150 129H154V128H150ZM156 129V128H155ZM154 129V130H155ZM175 129V128H174ZM189 129V128H188ZM218 129H220V128H218ZM44 130V131H45ZM68 131V132H71V133H69V134H67L68 136L66 137L65 136V131ZM117 130V131H118ZM128 130V129H127ZM130 130V129H129ZM128 130V131H129ZM161 129H159V131H160ZM198 130V129H197ZM201 130H202V128H201ZM213 130H214V128H213ZM221 131H222V129H220ZM236 130V129H235ZM24 131L26 132V133H24ZM27 131H28V128H27ZM38 131V130H37ZM45 131V133H47ZM86 131V130H85ZM97 131H98V129H97ZM117 131H115V132H117ZM139 131V130H138ZM141 131V130H140ZM143 131H145V130H143ZM147 131H148V129H147ZM146 131V132H147ZM156 131H158V130H156ZM164 131V130H163ZM162 131V132H163ZM168 131V130H167ZM175 131V130H174ZM215 131V130H214ZM253 131V130H252ZM99 132V131H98ZM109 132V131H108ZM120 132L118 133V135H120ZM126 132V131H125ZM136 132V131H135ZM151 132V131H150ZM166 132V131H165ZM169 132V131H168ZM179 132V131H178ZM189 132H190V130H189ZM192 132V131H191ZM197 132H199V131H197ZM212 132V131H211ZM226 132V131H225ZM256 132V131H255ZM29 133V134H28ZM40 133V132H39ZM89 133V132H88ZM87 133V134H88ZM129 133V132H128ZM139 133V132H138ZM160 133V132H159ZM158 133V134H159ZM167 133V132H166ZM206 133V132H205ZM26 134H28V135H26ZM95 134H96V132H95ZM99 134V133H98ZM102 134V135H103ZM109 134V133H108ZM115 134V133H114ZM126 134V133H125ZM143 134V133H142ZM141 134V135H142ZM162 134V133H161ZM176 134V133H175ZM179 134V133H178ZM183 134V133H182ZM226 134V133H225ZM35 134H33V136H34ZM45 135V134H44ZM89 135V134H88ZM130 135V134H129ZM165 135V134H164ZM164 135H163V137H164ZM192 135V134H191ZM224 135V134H223ZM246 135V134H245ZM248 135V134H247ZM26 136H27V138H26ZM46 136H49V135H47L46 134ZM45 136V137H46ZM112 136V135H111ZM120 136H122V135H120ZM124 136V135H123ZM126 136V135H125ZM139 136V135H138ZM168 136V135H167ZM172 136V135H171ZM196 136H198L197 135V133H196ZM234 136V135H233ZM232 136V137H233ZM37 137H38V135H37ZM44 137V138H45ZM87 137V138H86ZM92 137H93V135H92ZM107 137V136H106ZM109 137V136H108ZM134 137H136V136H134ZM157 137V136H156ZM155 137V138H156ZM161 137V136H160ZM39 138V137H38ZM100 138V137H99ZM103 138V137H102ZM154 138V139H155ZM159 138V137H158ZM165 138V137H164ZM178 138V137H177ZM176 138V139H177ZM181 138H184V137H180V139ZM243 138H244V136H243ZM253 138V137H252ZM14 139V140H13ZM46 139V138H45ZM109 139V138H108ZM116 139V138H115ZM124 140H125V137L123 138ZM123 139H122V141H123ZM145 139V138H144ZM160 139V138H159ZM179 139V138H178ZM180 139H179V141H180ZM191 139V138H190ZM196 139V138H195ZM39 140V139H38ZM57 140V141H58ZM117 140V139H116ZM183 139H181V141H182ZM187 140V139H186ZM189 140V139H188ZM245 140H247V139H245ZM36 141V140H35ZM39 141H41V138H40V140ZM103 141V140H102ZM109 141V140H108ZM112 141H113V139H112ZM112 141H109V143L110 142H112ZM133 141V140H132ZM134 141H135V139H134ZM154 141H156V140H154ZM178 141V142H179ZM184 141V140H183ZM198 141V140H197ZM43 142V141H42ZM61 142V145L63 146V143ZM97 142V141H96ZM99 142V141H98ZM105 142V141H104ZM107 142V141H106ZM124 142V141H123ZM136 142V141H135ZM134 142V143H135ZM152 142H153V139H152ZM178 142H176V143H174V144H177ZM185 142V141H184ZM184 142H183V146H184ZM188 142V141H187ZM0 143V144H1ZM13 143V142H12ZM15 143V142H14ZM36 143V142H35ZM48 143V142H47ZM60 143V142H59ZM100 143V142H99ZM113 143V142H112ZM111 143V144H112ZM125 143H127V142H125ZM130 143V142H129ZM137 144H138V142H136ZM151 143V142H150ZM167 143V142H166ZM181 143V142H180ZM189 143V142H188ZM187 143V144H188ZM229 143V142H228ZM244 143V142H243ZM21 144V145H22ZM37 144V143H36ZM45 144V143H44ZM50 144V143H49ZM68 144V145H69ZM91 144H92V142H91ZM116 144V143H115ZM120 144H121V142H120ZM234 144V143H233ZM246 144V143H245ZM14 145V144H13ZM13 145H10V147L11 146H13ZM18 145V144H17ZM16 145V146H17ZM51 145V144H50ZM98 145V144H97ZM160 145V144H159ZM163 145V144H162ZM169 145V144H168ZM178 145V144H177ZM182 145V144H181ZM193 145V144H192ZM198 145V144H197ZM230 145V144H229ZM2 146V145H1ZM15 146V147H16ZM23 146V145H22ZM21 146V147H22ZM34 146V147H33ZM57 146V145H56ZM61 146V147H62ZM66 146V145H65ZM110 146V145H109ZM136 146V145H135ZM139 146H140V144H139ZM142 146V145H141ZM147 146V145H146ZM173 146V145H172ZM236 146V145H235ZM245 146V145H244ZM250 146V145H249ZM40 147V146H39ZM53 147V146H52ZM60 147V148H61ZM69 147H70V145H69ZM92 147H94L93 146V144H92ZM96 147V146H95ZM98 147H100V146H98ZM114 147V146H113ZM124 147V146H123ZM137 147V146H136ZM150 146H148V148H149ZM169 147V146H168ZM179 147V146H178ZM194 147V146H193ZM246 147V146H245ZM248 147V146H247ZM253 147V146H252ZM2 147H0V149H1ZM9 148V147H8ZM7 148V149H8ZM13 148H14V146H13ZM17 148V147H16ZM49 148V147H48ZM79 148H82V147H79ZM78 148V149H79ZM86 148H88V147H85V149ZM91 148V147H90ZM89 148V149H90ZM111 148V147H110ZM115 148V147H114ZM122 148V147H121ZM179 148H181V147H179ZM206 148V147H205ZM240 148V147H239ZM264 148V147H263ZM3 149V148H2ZM40 149H41V147H40ZM49 149H51V148H49ZM62 149H64V148H62ZM66 149V148H65ZM74 149V148H73ZM107 149H109V148H107ZM117 149V148H116ZM131 149H133V148H131ZM151 149V148H150ZM191 149V148H190ZM207 149V148H206ZM214 149V148H213ZM212 149V150H213ZM220 149V148H219ZM241 149V148H240ZM9 150V149H8ZM18 150V149H17ZM46 150H48V149H46ZM61 150V149H60ZM75 150H77V149H75ZM80 150V149H79ZM91 150V149H90ZM102 150H103V148H102ZM123 150V149H122ZM133 150H135V149H133ZM154 150V149H153ZM168 150V149H167ZM192 152H194V153H196L197 155L198 154H200V153H202L203 154V151H202V149H200V148H198V146H196V147H194V148H192ZM252 150V149H251ZM0 151H2V150H0ZM4 151V150H3ZM19 152H20V150H18ZM22 151V150H21ZM40 151V150H39ZM51 151V150H50ZM55 151V150H54ZM53 151V152H54ZM62 151V150H61ZM83 151V150H82ZM85 151V150H84ZM88 150H86V152H87ZM118 151H120L119 150V148H118ZM131 151V150H130ZM151 151V150H150ZM150 151H147V150H141V152L142 153H145V155H147L149 158L148 159H153V157L154 156H158L156 153H154V154H156V155H154L153 153H151ZM172 151V150H171ZM175 151V150H174ZM205 151V150H204ZM226 151H227V149H226ZM5 152V151H4ZM6 152H7V150H6ZM23 152V153H24ZM31 152H33L32 154L34 155H32V157H31ZM38 152V151H37ZM52 152V153H53ZM67 152V151H66ZM96 152V151H95ZM98 152V151H97ZM96 152V153H97ZM101 152V151H100ZM105 152V151H104ZM107 152V151H106ZM129 152V151H128ZM132 152V151H131ZM131 152H129V153H131ZM140 152V153H141ZM162 152V151H161ZM185 152V151H184ZM244 152V151H243ZM9 153V152H8ZM28 153V152H27ZM39 153V152H38ZM48 153H50L49 151H48ZM109 153H110V151H109ZM165 153V152H164ZM182 153V152H181ZM209 153V152H208ZM235 153V152H234ZM260 153V152H259ZM12 154V153H11ZM22 154V153H21ZM41 155H42V153H40ZM56 154V153H55ZM88 154L89 153H87V157H88ZM91 154V153H90ZM100 154V153H99ZM111 154V153H110ZM206 154V153H205ZM254 154V153H253ZM256 154V153H255ZM264 154V153H263ZM5 155V154H4ZM7 155H9V154H7ZM18 155V154H17ZM25 155V154H24ZM103 155V154H102ZM154 155V156H153ZM193 155H195V154H193ZM214 155V154H213ZM228 155V154H227ZM232 155V154H231ZM11 157L13 156V155H10ZM15 156V155H14ZM21 157H22V155H20ZM19 155H18V157H20ZM26 156V155H25ZM28 156V155H27ZM38 156H40V155H38ZM42 156H44V155H42ZM79 156V155H78ZM97 156V155H96ZM101 156V155H100ZM114 156V155H113ZM200 156H202V155H200ZM212 156V155H211ZM246 156H247V154H246ZM245 156V157H246ZM259 156V155H258ZM16 157V156H15ZM16 158V160L17 159H19V158ZM20 157V158H21ZM69 157V156H68ZM71 157V156H70ZM80 157V156H79ZM82 157V156H81ZM94 157V156H93ZM139 157V156H138ZM168 157V156H167ZM172 157V156H171ZM175 157V156H174ZM223 157V156H222ZM260 157V156H259ZM8 158V157H7ZM13 159H14V157H12ZM40 158V157H39ZM44 158H45V156H44ZM95 158V157H94ZM108 158H109V154H108ZM119 158V157H118ZM132 158V157H131ZM147 158V157H146ZM202 158H204V157H202ZM212 158V157H211ZM11 159V158H10ZM9 159V160H10ZM13 159H12V161H13ZM22 159V158H21ZM48 159V158H47ZM70 159V158H69ZM91 159V158H90ZM111 159V158H110ZM115 159V158H114ZM124 159V158H123ZM155 159V158H154ZM158 159V158H157ZM196 159V158H195ZM199 159L201 160V158L199 157ZM260 159V158H259ZM258 159V160H259ZM20 160V159H19ZM25 160V159H24ZM39 160H42L41 161V163L43 164V166L44 165H46V167H47V169L49 168L50 169V167L52 166H50L49 167V163L47 162V161H49V160H43V157H41ZM39 160H37V161H39ZM82 160V159H81ZM113 160V159H112ZM120 160V159H119ZM128 160V159H127ZM134 160H136V159H134ZM173 160V159H172ZM193 160V159H192ZM223 160V159H222ZM225 160V159H224ZM15 161V160H14ZM13 161V162H14ZM36 161V160H35ZM34 161V162H35ZM36 161V162H37ZM74 161H76V160H74ZM92 161V160H91ZM94 161H99V159H97V160H95L94 159ZM117 161V160H116ZM149 161V160H148ZM154 161V160H153ZM161 162H162V160H160ZM163 161H164V159H163ZM195 161V160H194ZM205 161V160H204ZM213 161V160H212ZM216 161V160H215ZM7 162V161H6ZM5 162V159H4V157H3V154H2V152H0V163L1 164H3L4 166H7V168H8V163H6ZM11 162V161H10ZM16 162V161H15ZM79 162V161H78ZM87 162V161H86ZM104 162V161H103ZM112 162L113 161H111V164H112ZM120 162V161H119ZM118 162V163H119ZM136 162V161H135ZM137 162H139V161H137ZM145 162V161H144ZM152 162V161H151ZM150 162V163H151ZM156 162H158V161H156ZM165 163H166V161H164ZM172 162V161H171ZM219 162H220V160H219ZM223 162V161H222ZM12 163V162H11ZM19 163V162H18ZM40 162H39V164H41ZM51 163V162H50ZM73 163V162H72ZM81 163V162H80ZM101 163V162H100ZM106 163V162H105ZM129 163H131V162H129ZM236 163V162H235ZM10 164V163H9ZM27 164V163H26ZM34 164V163H33ZM41 164V165H42ZM57 164H59L58 162H57ZM95 164V163H94ZM134 164H136V163H134ZM160 164V163H159ZM167 164V163H166ZM231 165H232V163H230ZM236 164H239V163H236ZM241 164V163H240ZM248 164V163H247ZM12 164H10L9 166H11ZM13 165L14 166H17V167H19L18 165H15V163H13ZM79 165V164H78ZM97 165H99V162H98V164ZM113 165H114V163H113ZM127 165V164H126ZM138 165V164H137ZM155 164H153L152 166H154ZM0 166H2V165H0ZM3 166V167H4ZM40 166V165H39ZM54 166V165H53ZM86 166V165H85ZM102 167H103V165H101ZM117 166V165H116ZM116 166H113L114 167V169L113 170H119V168H117V169H115V167ZM121 166V165H120ZM129 166V165H128ZM151 166V167H152ZM233 166V165H232ZM243 166V165H242ZM22 167H24V165L22 166ZM27 167V166H26ZM41 168H43L42 166H40ZM39 167V168H40ZM45 167V168H46ZM55 168H56V166H54ZM59 167V166H58ZM98 167H100V165L98 166ZM107 167V166H106ZM148 167H150L149 165H148ZM157 167V166H156ZM159 167V166H158ZM157 167V168H158ZM161 167H163V166H161ZM166 167H168V166H166ZM234 167V166H233ZM232 167V168H233ZM29 168V167H28ZM90 168V167H89ZM105 168V167H104ZM121 168V167H120ZM138 168H139V166H138ZM141 168H144L143 166L141 167ZM236 168V167H235ZM6 169V168H5ZM16 169V168H15ZM21 169V168H20ZM20 169H18V170H20ZM76 169H81V168H77L76 167ZM98 169V168H97ZM112 169V168H111ZM110 169V170H111ZM123 169V168H122ZM126 169H128V168H126ZM153 169V168H152ZM162 169V168H161ZM171 169H173V168H171ZM1 170V169H0ZM13 170H14V167H13ZM42 170V172H43V169H41ZM40 170V171H41ZM57 170V169H56ZM62 170V169H61ZM95 171H96V169H94ZM102 170V169H101ZM100 170V171H101ZM109 170V171H110ZM129 170V169H128ZM149 170V169H148ZM163 171H164V169H162ZM167 170H169L168 168H167ZM245 170V169H244ZM247 170V169H246ZM263 170V169H262ZM2 171V170H1ZM16 171H17V169H16ZM15 170H14V172H16ZM29 171V170H28ZM39 171V170H38ZM48 171V170H47ZM63 171V170H62ZM87 171V170H86ZM141 171H144V169L142 170L141 169ZM146 171V170H145ZM157 171H160V169L159 170H157ZM156 171V172H157ZM249 171V170H248ZM10 172H11V169H10ZM18 172V171H17ZM22 172V171H21ZM31 172V171H30ZM52 172V171H51ZM85 172V171H84ZM103 172V171H102ZM114 172V171H113ZM119 172V171H118ZM123 172V171H122ZM137 172H139V170L137 171ZM153 172H155V171H153ZM168 172V171H167ZM175 172H177V170L175 171ZM254 172V171H253ZM258 172V171H257ZM12 173V172H11ZM20 173V172H19ZM23 173H24V171H23ZM26 173H28L27 171H26ZM47 173V172H46ZM46 173H44V174H46ZM50 173V172H49ZM59 173V172H58ZM83 173V172H82ZM96 174H98L97 172H95ZM103 173H105V172H103ZM110 173V172H109ZM116 173V172H115ZM127 173V172H126ZM125 173V171L123 172V173H120V175H119V177H117V176H115V175H113V174H107V177L106 176H104V178H107V180H108V182H110L111 184H113V185H124V188H128V189H131V190H133V192H138L139 194H141L142 196H146L147 198V200H149L151 203H149V204H153V206L154 205H156V206H159V207H163L164 209H167V210H169V208H167V207H171L170 209L171 210H169V211H171V212H173V210L174 209H176V207L177 208H179V205L177 206L176 205V207L174 206L175 204H173V205H167V203H169V200H168V202L167 201H164L166 204L164 205V202H163V197H162V195L161 196H159V191L157 192L156 190H160V188H161V190H162V184H161V181L159 180V178H158V180L160 181H158V180H152V181H150V180H148V179H145V178H143V177H140V176H136V175H133V174H131V175H129V174H126ZM132 173H134L133 171H132ZM146 173H147V171H146ZM149 173H152V172H149ZM163 173V172H162ZM171 173V172H170ZM1 174V173H0ZM22 174V173H21ZM37 174V173H36ZM39 174V173H38ZM55 174V173H54ZM70 174V173H69ZM85 174V173H84ZM119 174V173H118ZM148 174V173H147ZM155 174H157V173H155ZM185 174V173H184ZM250 174V173H249ZM252 174H254V173H252ZM264 174V173H263ZM14 175H16V174H14ZM13 175V176H14ZM90 175V174H89ZM95 175V174H94ZM100 175V174H99ZM104 175V174H103ZM142 175V174H141ZM144 175V174H143ZM151 175V174H150ZM159 175H160V173H159ZM166 175H168V174H166ZM170 175V174H169ZM171 177L172 178H174L173 179V181L176 179V183H177V180L178 181H181V182H183L184 180H183V176L181 177L180 175H178L177 173L175 174L174 172H172L171 173ZM247 175H248V173H247ZM256 175V174H255ZM260 175H262V174H260ZM5 176V175H4ZM12 176V177H13ZM22 176V175H21ZM80 176V175H79ZM78 176V177H79ZM86 176V175H85ZM161 176V175H160ZM249 176V175H248ZM264 176V175H263ZM3 177V176H2ZM7 177V176H6ZM16 177H18V176H16ZM38 177V176H37ZM34 174H32V173H29V174H25V176H24V178H23V183H22V186L24 185V188L28 191V190H30V191H39V192H42V195L39 193V196L41 195V198L42 197H44L45 195L48 197V196H51V198L53 199V205H45V203L44 204H41L40 202H38V203H36V202H34V200H32L31 202V204L33 205V207L35 206V205H38V206H40L41 207V211H42V213L44 214V216L45 215H47L46 217H48V219H50V218H52L53 220H51V221H54V222H56L57 220V222H59V221H62V223H64V224H66V225H68V230H69V232L71 233V235H70V233L68 234V235H70V236H73V237H71L70 238V236H68L69 238H68V242H69V246L74 250L75 249V251H76V244H75V238H81V239H83L85 242H87L89 239H94V240H96V242L98 241V244H99V242H109V240L107 239V237L105 236L106 235V233H105V231L106 232H110L109 234H111V238L113 237L114 239V241H113V243L115 242L116 244H119L120 243V245L121 246H119V245H117V246H119L121 249H119V250H121V252H123V250H124V254H127V256L128 257H134L135 258V256L137 257V255H140V254H142V253H140L139 251L137 252V250L135 251V250H130L131 249V247H129V248H127V247H125V240L127 239H125L124 240V237L126 236L125 234H124V232H123V235H122V232H120L121 230H119V227L117 226V224H115L114 222H113V219L115 218L114 216H113V214L114 213H112L113 211H109L108 209H107V207L109 206V205H104V206H106V207H100V206H98V205H96L95 204V201H97V195H102L101 193H104L103 191H104V187H102V185H100L99 184V181H98V183L96 182H91V180H86V181H82L80 178V180L81 181H79L78 180V178H77V180L79 181H75V185L74 186H76V187H73L72 188V190H71V192L74 194H72V195H69V197H67V195L70 193V191H69V193L66 195H61V193H58V192H60L61 190H57V189H55L53 186H50L49 184H47V182L46 181H43V180H39L38 178H37ZM43 177V176H42ZM50 177V176H49ZM54 177V176H53ZM63 177V176H62ZM87 177V176H86ZM90 177V176H89ZM99 179H101L99 176H97ZM153 177H155L154 175H153ZM50 178H52V177H50ZM56 178H58V177H56ZM83 179L85 178V177H82ZM88 178V177H87ZM94 178V177H93ZM92 178V179H93ZM96 178V177H95ZM149 178V177H148ZM150 178H151V176H150ZM166 178H167V176H166ZM185 178V177H184ZM49 179V178H48ZM47 179V181H49ZM59 179V178H58ZM65 179V178H64ZM73 179V178H72ZM98 179V180H99ZM102 179H103V177H102ZM152 179V178H151ZM164 179H165V177H164ZM168 179V178H167ZM167 179H166V181H167ZM17 180V179H16ZM45 180H46V178H45ZM94 180V179H93ZM97 180V179H96ZM95 180V181H96ZM104 180V179H103ZM187 180V179H186ZM63 181V180H62ZM165 181V182H166ZM169 181V180H168ZM241 181H242V179H241ZM17 182V184H18V181H16ZM102 182V181H101ZM104 182V181H103ZM188 182V181H187ZM190 182V181H189ZM2 183H3V181H2ZM4 183H6V181H4ZM49 183V182H48ZM67 183V182H66ZM107 183V182H106ZM162 183H163V181H162ZM167 183V182H166ZM175 183V182H174ZM185 183V182H184ZM21 184V183H20ZM169 184V183H168ZM167 184V185H168ZM2 185V184H1ZM8 185V184H7ZM163 185H165L164 183H163ZM189 185V184H188ZM188 185H187V187H188ZM247 185V184H246ZM103 186H104V184H103ZM111 186V185H110ZM109 186V187H110ZM126 186V187H125ZM191 186V185H190ZM9 187V186H8ZM7 187V188H8ZM64 187V186H63ZM112 187V186H111ZM119 187V186H118ZM121 187V186H120ZM165 187V186H164ZM23 188V187H22ZM23 188V189H24ZM75 188V189H74ZM170 187H167V189H169ZM191 188H192V186H191ZM11 189V188H10ZM35 189V190H34ZM103 189V190H102ZM106 189H108V188H106ZM195 189V188H194ZM4 190V189H3ZM11 190H13V189H11ZM64 190V189H63ZM74 190V191H73ZM112 190V189H111ZM135 190V191H134ZM156 191V193H157V195L156 194H153L152 193V191ZM160 190V191H161ZM171 190V189H170ZM189 190V189H188ZM7 191V190H6ZM26 191V192H27ZM128 191V190H127ZM164 191H165V189H164ZM176 191V190H175ZM186 191V190H185ZM200 191H202V189L200 190ZM199 191V192H200ZM1 192V191H0ZM57 192V193H56ZM101 192V193H100ZM116 192V191H115ZM118 192V191H117ZM136 192V193H137ZM163 192V191H162ZM10 193V192H9ZM28 193V192H27ZM109 193V192H108ZM108 193H107V195H108ZM135 193V194H136ZM137 193V194H138ZM171 193H173V192H171ZM19 194V193H18ZM36 194V193H35ZM110 194V193H109ZM119 194V193H118ZM133 194V193H132ZM164 194H165V192H164ZM7 195V194H6ZM6 195H3L2 194V196H1V193H0V200L4 197V196H6ZM17 195V194H16ZM28 195V194H27ZM77 195V196H76ZM116 195V194H115ZM176 195L178 196V194L176 193ZM181 195V194H180ZM198 195V194H197ZM205 195V194H204ZM10 196L11 195H9L8 197L9 198H7L8 200L9 199H11L10 198ZM17 196H20V194L19 195H17ZM16 196V199L17 198H21V197H17ZM22 196V195H21ZM163 196H166V195H163ZM171 196V195H170ZM169 196V197H170ZM7 197V196H6ZM23 197V196H22ZM101 197V196H100ZM109 197V196H108ZM108 197H106L107 199H108ZM116 197H118V196H116ZM121 197V196H120ZM120 197H118V198H120ZM128 197V196H127ZM131 197V196H130ZM167 197V196H166ZM172 197V196H171ZM5 198V197H4ZM24 198H25V196H24ZM23 198V199H24ZM32 198H34L33 196H32ZM97 198V199H96ZM102 198H104V197H102ZM110 198H112V197H110ZM109 198V199H110ZM132 198H133V196H132ZM143 198V197H142ZM7 199L5 200H1L2 201V203L0 202V204H2V206H6L5 204L6 203H4L5 201H7ZM23 199H18L17 200V202H19V200H20V202H22L21 203V205L18 203H15V204H17V205H20L22 208H23V201H21V200H23ZM45 199H46V197H45ZM45 199H44V201H45ZM51 199V200H52ZM123 199V198H122ZM230 199V198H229ZM12 201L13 200H15V199H11ZM51 200H49V201H51ZM99 200V199H98ZM123 200H125V199H123ZM167 200V199H166ZM188 200V199H187ZM214 200V199H213ZM12 201H9V202H12ZM25 201V200H24ZM29 201V200H28ZM43 201V202H44ZM46 201H47V199H46ZM103 201H106L107 202V200H103ZM112 201L115 203L116 201L115 200H113V198H112ZM126 201V200H125ZM132 201V200H131ZM136 201V200H135ZM149 201H147V202H149ZM173 201H174V199H173ZM209 202H210V200H208ZM231 201V200H230ZM15 202H16V200H15ZM99 202H101L102 203V201H100L99 200ZM106 202H104V203H106ZM113 202H110V204H112ZM128 202V201H127ZM205 202V201H204ZM212 202V201H211ZM221 202V201H220ZM8 203V202H7ZM36 203V204H35ZM40 203V204H39ZM96 203H98V202H96ZM119 203V202H118ZM121 203V202H120ZM129 203H131V202H129ZM140 203V202H139ZM174 203V202H173ZM213 203V202H212ZM11 205H12V203H10ZM10 204H8L7 206H10ZM106 204H108V203H106ZM116 204V203H115ZM115 204H114V206H115ZM169 204H171V203H169ZM196 204V203H195ZM214 204V203H213ZM212 204V205H213ZM239 204V203H238ZM14 205V204H13ZM16 205V206H17ZM127 205V204H126ZM137 205V204H136ZM148 205V204H147ZM199 205V204H198ZM211 205V204H210ZM1 206V205H0ZM1 206V207H2ZM7 206H6V208H7ZM113 206V205H112ZM112 206H110L111 208H112ZM118 206H119V204H118ZM117 206V207H118ZM124 206V205H123ZM131 206V205H130ZM134 206V205H133ZM155 206V207H156ZM216 206V205H215ZM12 207H14V206H12ZM19 207V206H18ZM18 207H15V208H18ZM29 207V206H28ZM37 207V206H36ZM127 207V206H126ZM128 207H129V205H128ZM139 207V206H138ZM150 206H148V208H149ZM204 207V206H203ZM219 207V206H218ZM3 208V207H2ZM10 207H8V209L7 210H10L9 209ZM14 208V209H15ZM30 208V207H29ZM32 208V207H31ZM109 208V207H108ZM110 208V209H111ZM119 208H120V206H119ZM4 209V211L6 210L5 208H3ZM19 209V208H18ZM21 209V208H20ZM26 209V206H25V208L24 209H21V212L22 211H24ZM115 209V208H114ZM118 209V208H117ZM191 209V208H190ZM2 210V209H1ZM12 208H11V213H12ZM31 210V209H30ZM127 210H128V208H127ZM136 210V209H135ZM166 210V211H167ZM178 210V209H177ZM180 210V209H179ZM202 210V209H201ZM4 211H2L3 212V214L5 215V216H3V214H1V212H0V231L1 230H7L8 229V227H7V224H9L11 221L13 222V224L14 225H18L20 228H19V230H20V233L19 232H16V233H19V234H17V236H18V239H17V237H16V233H15V235L13 236V235H11L12 233V231L11 230H8L7 232H6V230L3 232V233H0V264H52L50 261L51 260H49V258L47 257L46 259H44L41 255H40V253H42L41 251L43 250H41L40 252H39V250H38V252L39 253H37V249H36V245H30L29 243H34V241L33 240H29V238H27V236H28V234H27V236L25 235L24 236V234L22 233L26 228H24L25 226H22V223H25V222H23L22 220H20V221H22V223L20 224V223H16L15 224V222H19V219H16L17 218V216H16V218L14 217V215L16 214L15 212V214L13 215V213H12V215H13V217L14 218H11L12 216H11V213L9 212H7V211H5V212H7V214L8 215H10V216H8V218H9V220H10V222L8 223V218H6V214H5V212ZM14 211H16V209L14 210ZM18 211L19 210H17V213H18ZM123 211V210H122ZM131 211V210H130ZM138 211V210H137ZM159 211V210H158ZM161 211H162V209H161ZM165 211V210H164ZM192 211H193V209H192ZM205 211V210H204ZM26 212H28V211H26ZM26 212H25V214H26ZM115 212V211H114ZM117 212V211H116ZM115 212V213H116ZM126 212H128V211H126ZM125 212V213H126ZM212 212H213V209H212ZM212 212H211V214H212ZM223 212V211H222ZM235 212V211H234ZM24 213V212H23ZM140 213V212H139ZM144 213V212H143ZM164 213V212H163ZM169 213V212H168ZM175 213V212H174ZM173 213V214H174ZM182 213V212H181ZM239 213H241L240 212V210H239ZM30 214V213H29ZM33 214V213H32ZM118 214V213H117ZM155 214V213H154ZM165 214V213H164ZM167 214V213H166ZM249 214V210L247 209V210H242V214L241 215H243V216H245V215H248ZM250 214H251V212H250ZM249 214V215H250ZM23 216H24V214H22ZM31 215V214H30ZM34 215H36V213L34 214ZM141 215V214H140ZM146 215V214H145ZM148 215V214H147ZM153 215V214H152ZM193 215V214H192ZM210 215V214H209ZM219 215V214H218ZM240 215V216H241ZM248 215V217H250V219L252 220V218H251V216H249ZM33 216V215H32ZM40 216V215H39ZM121 216V215H120ZM142 216H144V215H142ZM158 216V215H157ZM164 216V215H163ZM167 216V215H166ZM199 216H201V213H200V215ZM242 216V217H243ZM255 216V215H254ZM253 216V217H254ZM19 217V216H18ZM34 217V216H33ZM114 217V218H113ZM124 216L122 215V218H123ZM129 217V216H128ZM131 217V216H130ZM155 217V216H154ZM160 217V216H159ZM158 217V218H159ZM162 217V216H161ZM202 217V216H201ZM201 217H199V218H201ZM8 220L7 222H6V219ZM20 219H21V217H19ZM27 218H29V217H27ZM40 218V217H39ZM43 218V217H42ZM121 218V219H122ZM134 218H135V216H134ZM163 218V217H162ZM166 218V217H165ZM169 218V217H168ZM196 218V217H195ZM206 218H207V216H206ZM209 218V217H208ZM245 218V217H244ZM247 218V217H246ZM245 218V219H246ZM258 218V217H257ZM30 219V218H29ZM32 219H34V218H32ZM35 219H37V217L35 218ZM34 219V220H35ZM54 219H56V220H54ZM118 219V218H117ZM124 219H125V217H124ZM140 219V218H139ZM189 219V218H188ZM46 220H47V218H46ZM152 220V219H151ZM150 220V221H151ZM170 220H171V218H170ZM170 220H169V222H170ZM205 220V219H204ZM250 220V221H251ZM255 220V219H254ZM260 220V219H259ZM29 221V220H28ZM38 221V220H37ZM50 221V220H49ZM48 221V222H49ZM50 221V222H51ZM129 221V220H128ZM131 221V220H130ZM140 221V220H139ZM148 221V220H147ZM150 221H149V223H150ZM161 221V220H160ZM159 220H158V222H160ZM168 221V220H167ZM226 221H227V219H226ZM11 222V223H12ZM32 222V221H31ZM36 222V221H35ZM39 222V221H38ZM157 222V221H156ZM158 222H157V224H158ZM163 222V221H162ZM173 222V221H172ZM231 222V221H230ZM233 222V221H232ZM10 223V224H11ZM44 222H42V224H43ZM53 223V222H52ZM51 223V224H52ZM61 223V222H60ZM119 223V222H118ZM131 223V222H130ZM132 223H134V222H132ZM148 223V224H149ZM164 223V222H163ZM189 223V222H188ZM195 223V222H194ZM210 223V222H209ZM212 223V222H211ZM221 223H223V222H221ZM226 223H228V222H226ZM235 223V222H234ZM256 223H257V221H256ZM9 224V225H10ZM41 224V225H42ZM50 224V225H51ZM56 224V223H55ZM59 224V223H58ZM125 224V223H124ZM165 224V223H164ZM231 224V223H230ZM23 225H25V224H23ZM37 225V224H36ZM54 225V224H53ZM141 225H142V223H141ZM141 225H139V226H141ZM163 225V224H162ZM208 225H210V224H208ZM237 225V224H236ZM18 226H17V228H18ZM44 226V225H43ZM48 226V225H47ZM60 226H61V224H60ZM59 226V227H60ZM74 226V227H73ZM130 226V225H129ZM128 226V227H129ZM158 226V225H157ZM200 226V225H199ZM7 227V228H6ZM10 227V226H9ZM72 227V228H71ZM123 227V226H122ZM125 227H127V226H125ZM124 227V228H125ZM133 227V226H132ZM150 227V226H149ZM155 227H156V225H155ZM165 227V226H164ZM216 227V226H215ZM229 227V226H228ZM233 227H236V226H233ZM242 227V226H241ZM29 228V227H28ZM28 228H27V230H28ZM41 228H42V226H41ZM55 228V227H54ZM53 228V229H54ZM139 228V227H138ZM153 228V227H152ZM159 228V227H158ZM174 228V227H173ZM191 228V227H190ZM14 229V228H13ZM31 229V228H30ZM48 229H50V228H48ZM57 229V228H56ZM130 229V228H129ZM133 229H135V227L133 228ZM148 229V228H147ZM168 229V228H167ZM212 229H214L213 228V226H212ZM211 229V230H212ZM218 229V228H217ZM39 230V229H38ZM52 230V229H51ZM67 230V231H68ZM125 230V229H124ZM149 230V229H148ZM164 230V229H163ZM244 230V229H243ZM246 230V229H245ZM9 231H10V233H9ZM17 231H18V229H17ZM63 231V230H62ZM65 232H66V230H64ZM129 231V230H128ZM127 231V232H128ZM150 231V230H149ZM215 231V230H214ZM213 231V232H214ZM223 231V230H222ZM237 231H238V229H237ZM2 232V231H1ZM6 232V233H5ZM27 232V231H26ZM26 232H25V234H26ZM53 232V231H52ZM133 232V231H132ZM135 232V231H134ZM143 232V231H142ZM152 232V231H151ZM155 232V231H154ZM198 232V231H197ZM216 232H218L217 230H216ZM225 232H226V230H225ZM36 233H37V231H36ZM45 233V232H44ZM48 233V232H47ZM130 233V232H129ZM165 233V232H164ZM212 233V232H211ZM23 234V235H22ZM29 234H30V232H29ZM33 234V233H32ZM42 234V233H41ZM58 234V233H57ZM67 234V233H66ZM152 234V233H151ZM154 234V233H153ZM214 234H215V232H214ZM213 234V235H214ZM240 234V233H239ZM19 235H21V236H19ZM38 235V234H37ZM61 235V234H60ZM64 235V234H63ZM125 235V236H124ZM127 235L129 236V234L127 233ZM136 235V234H135ZM143 235V234H142ZM148 235V234H147ZM147 235L145 236V237H147ZM158 235V234H157ZM229 235H231V233L229 234ZM229 235H228V237H227V235H225L224 233L222 234V232H219V233H216V236L219 238V240L223 243V244H225V245H229L230 243H231V240H229ZM247 235V234H246ZM30 236V235H29ZM36 236V235H35ZM47 236V235H46ZM57 236V235H56ZM124 236V237H123ZM133 236V235H132ZM254 236V235H253ZM38 237V236H37ZM50 237H52V236H50ZM54 237V236H53ZM62 237V236H61ZM127 237V236H126ZM135 237V236H134ZM161 237V236H160ZM217 237H216V239H217ZM247 237V236H246ZM27 238V239H26ZM33 238H35V237H33ZM39 238H40V236H39ZM55 238V237H54ZM63 238H66V236L65 237H63ZM62 238V239H63ZM203 238V237H202ZM245 238V237H244ZM249 238V237H248ZM257 238V237H256ZM45 239V238H44ZM76 239V240H77ZM80 239V240H81ZM131 239V238H130ZM134 239V238H133ZM193 239V238H192ZM199 239V238H198ZM201 239V238H200ZM206 239V238H205ZM230 239H232L231 237H230ZM234 239V238H233ZM19 240H21V243L19 242ZM34 240H36V239H34ZM47 240H49V239H47ZM65 240V239H64ZM63 240V241H64ZM116 240L117 241H119L118 243L116 242ZM155 240V239H154ZM166 240H169V239H167L166 238ZM208 240V239H207ZM213 240V239H212ZM256 240V239H255ZM50 241H51V239H50ZM66 241V240H65ZM83 241V242H84ZM111 241V240H110ZM127 241V240H126ZM129 241V240H128ZM127 241V242H128ZM131 241V240H130ZM135 242L136 241H138L137 239L136 240H134ZM151 241V240H150ZM176 241V240H175ZM197 241V240H196ZM195 241V242H196ZM214 241V240H213ZM52 242V241H51ZM50 242V243H51ZM77 242V241H76ZM79 242V241H78ZM91 241L89 240V243H90ZM125 242V243H124ZM161 242V241H160ZM42 243H44V242H42ZM41 243V244H42ZM60 243H62V242H60ZM66 243V242H65ZM80 243V242H79ZM81 243H82V241H81ZM92 243V242H91ZM122 243H124V244H122ZM131 243H134V242H131ZM137 243H139V242H137ZM136 243V244H137ZM147 243H148V241H147ZM37 244V243H36ZM38 244H40L39 242H38ZM62 244H64V243H62ZM61 244V245H62ZM130 244V243H129ZM128 244V245H129ZM135 244V243H134ZM140 244V243H139ZM139 244H137V246L139 245ZM158 244V243H157ZM44 245V244H43ZM60 245V246H61ZM83 245V244H82ZM94 245V244H93ZM112 245V244H111ZM115 245V244H114ZM131 245V244H130ZM129 245V246H130ZM142 245V244H141ZM145 245V244H144ZM149 245V244H148ZM156 245V244H155ZM160 245V244H159ZM171 245V244H170ZM237 244H235L234 246H236ZM54 246V245H53ZM80 246V245H79ZM78 246V247H79ZM84 246V245H83ZM88 246V245H87ZM96 246V245H95ZM110 246V245H109ZM108 246V247H109ZM116 246V245H115ZM134 246H136V245H134ZM140 246V245H139ZM169 246V245H168ZM35 247V248H34ZM38 247V246H37ZM40 247V246H39ZM43 247V246H42ZM56 247V246H55ZM63 247V246H62ZM97 247V246H96ZM103 247H105V246H103ZM112 247V246H111ZM111 247H109V248H111ZM118 247V248H119ZM141 247V246H140ZM145 247V246H144ZM147 247V246H146ZM171 247V246H170ZM233 247V246H232ZM255 247V246H254ZM66 248V247H65ZM64 248V249H65ZM70 248V249H71ZM89 248V247H88ZM88 248H86V247H84V248H78L79 250V255H80V257H78L79 258V263L78 264H97L96 263V261H95V257H93L94 255L91 253L92 251L90 250V249H92V248H90L89 249V252H88ZM107 248V247H106ZM117 247H116V249H118ZM136 248V247H135ZM143 248V247H142ZM152 247H150V249H151ZM155 248V247H154ZM174 248V247H173ZM196 248V247H195ZM49 249V248H48ZM59 249V248H58ZM67 249H69V248H67ZM99 249V248H98ZM97 249V250H98ZM103 249V248H102ZM138 249V248H137ZM148 249V248H147ZM172 249V248H171ZM246 249V248H245ZM93 250V249H92ZM101 250V249H100ZM99 250V251H100ZM108 250V249H107ZM140 250V249H139ZM144 250V249H143ZM243 250V249H242ZM247 250H249V249H247ZM254 250V249H253ZM46 251V250H45ZM58 252H59V250H57ZM60 251H61V249H60ZM69 251H71V250H69ZM94 251V250H93ZM151 251V250H150ZM243 251H245V250H243ZM43 252H44V250H43ZM57 252V253H58ZM66 252V251H65ZM97 253H98V251H96ZM95 252V254L97 255V253ZM102 252V251H101ZM118 252V251H117ZM120 252V251H119ZM153 252V251H152ZM225 252V251H224ZM254 252V251H253ZM262 252V251H261ZM260 252V253H261ZM50 253V252H49ZM61 253H62V251L61 252H59V254L61 255ZM67 253H69V252H67ZM77 253V252H76ZM77 253V254H78ZM139 253V254H138ZM149 253V252H148ZM151 253V252H150ZM159 253V252H158ZM165 253H166V250H165ZM173 253V252H172ZM241 253V252H240ZM48 254V253H47ZM102 254H103V252H102ZM116 254V253H115ZM145 254V253H144ZM154 254V253H153ZM156 254V253H155ZM181 254V253H180ZM263 254H264V252H263ZM43 255H46V254H43ZM50 255V254H49ZM52 255V254H51ZM71 254H69V256H70ZM99 256L101 255L100 253L98 254ZM112 255V254H111ZM148 255V254H147ZM151 255V254H150ZM157 255V254H156ZM163 255V254H162ZM161 255V256H162ZM211 255V254H210ZM54 256V255H53ZM59 256V255H58ZM57 256V257H58ZM61 256H63V255H61ZM76 256H78V255H76ZM102 256V255H101ZM108 256V255H107ZM113 256V255H112ZM142 256H143V254H142ZM166 256V255H165ZM164 256V257H165ZM201 256V255H200ZM45 257V256H44ZM144 258L146 257V259L148 258L147 256H143ZM142 257V258H143ZM150 257V256H149ZM154 257V256H153ZM167 257V256H166ZM173 257V256H172ZM68 258H70V257H68ZM68 258H64V256H63V258H60L59 257V260L60 261H55L56 263L55 264H72V263H75L74 261H76L77 262V259L76 260H72V262L70 261V259L68 260ZM127 258V257H126ZM133 258V259H134ZM158 258H160V256H158ZM162 258V257H161ZM160 258V259H161ZM231 258V257H230ZM229 258V259H230ZM236 258V257H235ZM55 259V258H54ZM104 259V258H103ZM131 259V258H130ZM136 259V258H135ZM139 259V258H138ZM163 260H164V258H162ZM49 260V261H48ZM56 260V259H55ZM116 260V259H115ZM124 260H125V258H124ZM153 260V259H152ZM166 260V259H165ZM168 260V259H167ZM201 260V259H200ZM199 260V261H200ZM208 260V259H207ZM104 262H105V260H103ZM126 261V260H125ZM134 261V260H133ZM140 261V260H139ZM149 261H151V259H149ZM162 261V260H161ZM177 261H179V260H177ZM218 261V260H217ZM234 261V260H233ZM252 261V260H251ZM52 262H54V260L52 261ZM81 262V263H80ZM140 262H142V261H140ZM152 262V261H151ZM153 262H155V261H153ZM163 262H165V261H163ZM173 262V261H172ZM236 262H238V261H236ZM254 262V261H253ZM166 263V262H165ZM164 263V264H165ZM169 263V262H168ZM180 263H182V261L180 262ZM186 263V262H185ZM76 264V263H75ZM109 264V263H108ZM120 264H123V263H120ZM140 264H142V263H140ZM144 264V263H143ZM156 264H158L157 263V261H156ZM163 264V263H162ZM178 264V263H177ZM183 264V263H182ZM254 264V263H253Z\"/></svg>", "mask_w": 264, "mask_h": 264}]
</instances>
